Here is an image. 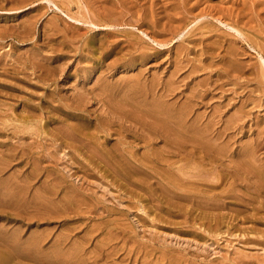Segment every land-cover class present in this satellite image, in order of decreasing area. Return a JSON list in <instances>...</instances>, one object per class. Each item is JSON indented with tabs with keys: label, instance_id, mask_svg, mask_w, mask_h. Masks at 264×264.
Wrapping results in <instances>:
<instances>
[{
	"label": "rangeland",
	"instance_id": "1",
	"mask_svg": "<svg viewBox=\"0 0 264 264\" xmlns=\"http://www.w3.org/2000/svg\"><path fill=\"white\" fill-rule=\"evenodd\" d=\"M242 1L246 2V4ZM263 4H264V0H0V56L2 55V57H0V59L2 60V61L0 60V67H1L0 69V78H1L0 79L1 82L0 83V132H1L0 134V264H190V263L191 264H264V209H263L264 192H262L261 194L260 191H257L258 189L256 190L255 187L251 185V183L246 181L244 177L245 176L244 173H242V170L240 172L239 171L240 167L236 166L238 163L237 161L239 160L241 161L243 160V163H245L247 167L251 165L250 163L252 159L244 156V152L251 150H254L256 152L259 149L258 152L260 153L256 152L257 157L259 161L260 160H262L261 162L264 161L263 159L264 158V154H263L264 153V145H263L264 143L263 140L264 139V72L263 70L264 69L263 68L264 67L262 66V62L264 63L263 61L264 5ZM231 5L235 8H232ZM248 6L249 9L247 8ZM222 9L224 13L222 12ZM169 19L171 20L169 21ZM231 25L232 26L235 25L234 26L235 28L232 27ZM25 27H27V29ZM14 34H16V36ZM132 42L135 43L132 44ZM113 44L115 48L113 47ZM258 44L260 45L261 49L258 46ZM179 46L182 48L184 47L183 48L184 50L182 49L180 50V48H178ZM213 49L216 51V53ZM230 49H232L233 52H235L236 50L235 57H233L234 59L228 58L226 54L227 51L225 50H230ZM127 51H129V55ZM144 51L146 53H144ZM204 51L208 52V54L206 52L204 53ZM221 54L222 56L220 57ZM218 55L220 58L217 57ZM117 57L119 58L121 57V58L119 59ZM124 57L127 59H125ZM132 57L135 60H133ZM237 57L238 59L241 60H238V62L236 63ZM7 58L9 61L7 60ZM33 58H36L38 60H35ZM116 58L119 63L118 65H117V61L114 60ZM223 59L225 61H223ZM16 60H19L20 62ZM120 60L121 62H119ZM10 61L11 63H9ZM40 61H42V63ZM112 61L113 63L115 61V63L113 64ZM129 61L131 65L129 64ZM218 62H220L222 65ZM15 63L17 65H15ZM232 63L239 64L241 69L233 68L231 66L233 65ZM21 64H23V66H21ZM103 64L105 65L103 66ZM112 65H114L115 67ZM192 65L195 66L192 67ZM216 65L219 67H217ZM244 65L246 66L244 67ZM250 65L253 68H251ZM106 66H108L107 67L108 69L106 68ZM205 66L208 68H205ZM223 67L225 68L229 67L230 70H227L228 73L224 70L225 68ZM246 67L248 68L242 70V68H246ZM16 70L19 71L20 73L17 72ZM220 71H222V73ZM237 71L238 72L240 71L239 74L237 73ZM242 71L243 72L245 71L244 74L242 73ZM31 72L32 73L34 72V74H32ZM37 72L39 73V75ZM26 73L28 75H26ZM35 73H37L36 76ZM235 73L239 78L236 75H234ZM14 74L17 77H14ZM24 75H26V77ZM40 75L42 78L39 77ZM12 76L14 77V79L11 78ZM39 78L41 81L39 80ZM130 78H132L134 82L136 81L135 82L136 87L134 82H132ZM123 79L125 81L124 83L125 85L121 84L124 82ZM42 81L44 82L46 81V82L44 83ZM146 81H147V85H145ZM176 81L178 83L176 87H174ZM104 82H106V85L109 86V89L110 86L112 85L111 86L112 92L111 90L108 89V86L105 85L104 87L105 84ZM109 82H111L112 84L109 85ZM153 82L156 83V85L158 84L159 85L155 86ZM170 82H172L173 85ZM116 83L117 85L121 84V86L119 85L117 87ZM150 83H152L154 87V88L152 87L153 89L150 88L152 86ZM142 84L144 85L145 90H143ZM141 85L142 88H140ZM168 85L174 87V89L172 88V92L174 93L169 91V88L171 87L169 86L168 88ZM137 86H139L138 89ZM77 87H79L80 90ZM119 87L122 89H120ZM83 88H85L86 90L88 89V91L85 90L87 94L85 93ZM155 88L158 90H156ZM161 88L163 89L161 90ZM177 88H179L180 90H178ZM114 89L115 92L117 90L118 91L115 93L113 92ZM159 89L161 91H159ZM196 89L199 90L200 92L199 91L197 92ZM9 90L13 92L11 93ZM93 90L94 92L96 91L97 93L100 92L99 94H101V96H96L97 94L96 92L94 93ZM148 90L149 91L151 90L153 92L152 93L150 91L151 95L153 96L156 95L154 96L156 97V100L153 96L149 95L150 92H148ZM166 90H168L169 92ZM176 90H178L179 92L178 91L176 92ZM193 90L196 92H194ZM126 91L128 94H126ZM81 92L83 93V96L78 95L80 98L79 99L77 98L76 94L77 93L81 94ZM122 92L124 93V95L121 94ZM165 92L168 93L165 94ZM109 93L112 96L109 95ZM171 93L172 95H169ZM195 93L197 94L200 93L199 97L202 99L204 97V99L203 100L200 99L199 97H197L198 96L197 94L195 95ZM16 94L18 96H16ZM104 94L111 97L110 98L108 96L105 97ZM190 94L195 96L194 97L195 99ZM212 94L215 98L212 96ZM144 95H146L147 98ZM167 95L171 100L168 98ZM73 96L74 98H72ZM116 96H118L117 98L119 101L117 100ZM138 96L139 98H137ZM84 97L87 100L83 101L82 103ZM87 97L89 99L94 97L96 100L100 101V103L94 100V98L89 100ZM143 97L145 98L143 99ZM141 98L143 101L141 100ZM157 98L159 100H157ZM152 99L153 102L155 101L154 103L153 102L151 103ZM206 99L210 100L208 104H207L208 100L206 101ZM255 99L256 101H254ZM86 101L87 102L90 101L88 102L89 104L91 103L90 106L88 105V103L86 104ZM93 101L94 102L96 101L95 104ZM158 101H161V104L163 105L159 103H158L159 105L155 104ZM177 101L179 104L176 103ZM144 102H146V104H144ZM124 103H129L128 104L129 106L130 104H134L133 105L134 108L133 107L130 108L132 105L128 107L126 106L127 104ZM29 104L31 105V107ZM101 104L104 105L101 106ZM153 104L155 106L157 105V107H154ZM164 104L166 105L164 106ZM80 105H82L84 108ZM142 105H144L145 107ZM167 105L169 106V108ZM188 105L191 108L187 111L188 114L186 116V119L188 121L186 120L185 124L179 126L175 122L176 118L173 117L172 114H174L175 112H176L175 114H177L179 113V111L181 112L182 109L183 108L186 109ZM241 105L243 106V108ZM162 106L163 108L161 109ZM217 106H219V109ZM138 107L139 109H142V111H140ZM158 107L163 111L161 112V110H159ZM80 108H82V110ZM164 108H168L170 110ZM31 109L33 111H31ZM91 109L92 111H90ZM97 109H100L102 112ZM125 109L126 111L129 109L128 111L131 112L132 114L129 113L128 111L127 112L129 114L125 112ZM132 109H134L135 111L134 110L132 111ZM155 109L157 110V113ZM194 109L196 112H194ZM85 110H87V112H85ZM152 110L154 111L155 115L150 114L153 113ZM24 111L26 112L24 113ZM53 111L55 112L56 115L59 114L60 117H58L59 115L56 116L54 113H52ZM113 111H115L114 114ZM145 111L146 112L148 111L147 113L151 116H148V114ZM167 111L168 112L170 111V113H168ZM171 111H173L172 114ZM103 112L108 114L107 115L105 113L103 114ZM144 112H145V114H143L145 115L144 119L147 118V120L145 119V121L143 120V117H140V115H142V113ZM165 112L167 113L164 114ZM239 112L243 114L239 115L240 114ZM116 113L120 116V118H122L124 114H127L124 115L125 118L123 117L124 121L122 119L124 123L120 121V118L116 115ZM162 113L165 116L162 115ZM236 113L239 114L237 115ZM245 113H248L247 116L246 117L242 116V115H246ZM134 114H136L135 117ZM138 114L140 115L138 116ZM167 114L169 115L166 116ZM213 114L215 115V117ZM114 115H116L117 117ZM152 115H154L153 117H156L157 115V117L159 118V122L158 121L157 123L154 122L158 120L157 117L156 120L154 119V121H152L153 119H150ZM196 115L198 116L196 117ZM132 116L134 117V119ZM159 116L161 118L163 117L162 118L163 121L160 120ZM236 116L238 117L241 116L240 117L242 118L241 120H243L244 118L245 119L242 122ZM57 117L61 119L58 120ZM104 117H105V121L104 119H99ZM166 117H169V119H167ZM127 118L130 120L132 119V121L134 120L135 124L132 123ZM230 118H232V120L234 121L237 120V122H233ZM136 119H139L140 121L137 120L136 122ZM208 119L213 120V122L214 121L215 122L212 123V121ZM225 119L226 120L229 119V121H225ZM19 120L20 122H18ZM191 120L193 124L190 123ZM216 120H218V122ZM129 121L130 123H128ZM143 121L145 122L144 123L145 126L142 123ZM171 121H174L175 123ZM196 121L199 122V123L197 122L198 123L197 125H196ZM219 121H222L224 123L226 122L227 125L226 124L225 125L228 127H226L225 125L224 127H222L224 123L222 122L219 123ZM23 122L25 123L23 124ZM118 122L122 124V126H120ZM168 122L173 123V125H171V123ZM260 122H262L263 124H261ZM148 123L149 126L147 125ZM150 123H152V127L156 126L155 127L156 129L154 128L155 131L151 127ZM53 124L56 127H54ZM57 124L59 126H57ZM62 124H64L65 126H63ZM105 124H107L109 129ZM136 124L137 125L139 124L140 127L139 126L134 127L137 126ZM158 124H160L161 127H159L160 125ZM162 124L163 125L165 124L169 127L168 128L166 126L167 127L166 128L165 125H164L165 129L163 127L164 130L168 129L166 131H168L169 133L166 132L167 134L166 133L164 134L165 131L162 129L163 126ZM215 124L217 125L214 126ZM17 125L19 126L17 127ZM24 125L27 127L24 128L25 127ZM200 125L203 126L201 127ZM21 126L24 127L22 128ZM57 127L59 129L60 127L61 129L62 128L63 129L59 130ZM117 127L119 129H116ZM150 127L152 129H150ZM179 127L183 129H180ZM225 127L229 129L226 130ZM237 127L239 129L242 128L243 129L239 130ZM157 128L158 129L161 128V130L160 129L158 130ZM207 128L212 129V130L209 129L208 132L210 136L209 135L206 136V134L203 135L204 130ZM230 128L232 129V131L230 130ZM77 129H80L82 131H79ZM140 129L141 131H143V133L139 131ZM145 129L148 131V133L147 131H145ZM173 129L175 131H172ZM200 129L202 132H200ZM217 129L218 130L220 129L221 133ZM49 130L50 132L51 131L55 132V133L53 132L52 134L53 136L51 135L52 132L50 133ZM190 130L192 132H190ZM17 131L19 132V134L16 133ZM216 131L218 132L215 133ZM56 132L57 133L59 132L58 133L59 135ZM68 132L70 133V136ZM178 132H182V133H178ZM195 132L199 133L198 136ZM210 132H212L213 134ZM71 133H73L74 135ZM92 133L93 134L95 133L94 136H97L99 138L97 137L95 138L92 135ZM139 133L143 135H140ZM158 133L164 134V138L166 136L167 139L162 138L163 135ZM170 133L173 134L171 135ZM256 133L258 134V136L256 135ZM20 134L21 137L18 136ZM62 134L63 135L65 134L66 136L65 135L63 136ZM127 134L129 137H131V138L128 137V140L126 138ZM138 134L140 135V138H142L143 136L141 140L140 138H138L139 137ZM151 134H153L154 136H152ZM182 134L185 136H182ZM221 134H223L224 137H221L223 136ZM54 135H55V139H54ZM91 135L92 137H89ZM216 135H217L216 137L217 139L215 138ZM22 136L26 138L24 139ZM62 136L64 140L62 139ZM73 136L76 138H73ZM158 136L160 139L158 138ZM150 137L151 139H149ZM169 137H173V138L170 139ZM227 137H229V139ZM72 138L74 139V141H72L73 140ZM79 138H82L84 140V143H81V141L83 140L81 139L79 140ZM87 138L88 141L85 140ZM115 138L118 140H116ZM145 138L146 140H144ZM182 138H184V140L181 143L184 144L185 148L187 146L186 149L192 148L194 145L197 147L194 146L195 148L193 147L194 149L192 148V151L189 152L190 149L186 150L183 147V145L180 143V141H182ZM189 138L191 140H189ZM257 138L259 139L257 140ZM18 139H20V141ZM133 139L135 140V142L139 141L141 143L142 141V143L140 144L138 142L139 144L138 143L136 144L133 142L134 141ZM177 139L180 140L178 141ZM187 139L189 142H192V144L187 143ZM192 139H194V141L197 139L196 141L199 140L200 142L198 141L199 143L198 142L194 143ZM212 139L214 140L212 141ZM250 139L251 140L255 139L256 141L251 142ZM22 140L24 141L26 140L24 144L25 146L23 145L24 142ZM119 140H121V142ZM126 140L128 141L129 144L126 142ZM155 140L157 142H155ZM230 140L232 141L230 142ZM62 141L63 142L66 141V143L70 141L71 143L69 142V144H66V143H62ZM96 141H100V142L98 143ZM259 141L262 142L259 145H257ZM78 142L80 143V146L84 145L85 148L84 146L80 147ZM88 142L90 143V145ZM116 142L119 143V145ZM216 142L218 143L216 144ZM247 143L250 144V146ZM93 144L95 147L97 146L96 147L97 149L94 148ZM122 144H124V146ZM152 144H156L158 146L157 147L158 149H154L156 148V145L152 147ZM163 144H165L164 145L165 147H163ZM131 145L132 146L134 145L133 147L135 148L129 147ZM160 145L162 146V148H164V150H162ZM166 145L169 148H166L167 147ZM188 145L190 146L192 145V146L191 147L189 146L188 148ZM23 146L25 149L23 148ZM86 146L87 147L89 146L88 148L91 151L88 150ZM118 146H120L119 149ZM10 147L13 150H10L11 149ZM74 147H76V149ZM147 148L148 151L146 152ZM152 148L153 150H151ZM174 148H177L178 151L176 149L174 150ZM212 148L214 152L212 151ZM22 149L24 152L22 151ZM227 150L228 151L231 150L230 153L227 152ZM87 151L88 152L90 151L89 153L93 154L91 155V158L93 159L90 158V154ZM85 152H87L88 155H86ZM100 152L101 154L98 155V153ZM148 152L151 154H149ZM169 152L172 154H169ZM218 152H220L221 154ZM116 153H118V155ZM133 153L136 154L137 156L134 155ZM239 153L240 155H238ZM13 154H14L13 156L14 160L12 159ZM162 154L164 157L162 156ZM165 154H167V156L171 155L170 160L172 159L173 160L167 161L169 159H167ZM203 154L205 155V157H203ZM119 155L121 158L122 157L123 158L121 159ZM149 155H151L154 158L149 159L150 158ZM184 155L186 156V158ZM190 155H192L191 156L192 158L189 157ZM262 155L263 157L260 159ZM160 156H162V158H160ZM104 157L106 159L107 158L109 159L106 160ZM195 157H197L198 159ZM139 159L143 160L142 162L143 164L140 162ZM154 159L157 160L155 163L152 162L155 161ZM182 159H184L185 161ZM258 159L255 160V162L253 159L255 165H253L252 167L259 166V164L257 163H261V162H259ZM88 160L91 161L90 162L91 164L89 163ZM136 160H138V162ZM175 160L178 162H176ZM97 161L100 163H98ZM83 162L89 164L86 165ZM157 162L158 164H156ZM182 162L186 164L185 165L183 163L185 167L182 165ZM202 163H204V165ZM164 164L165 166L166 165L168 166L165 167ZM198 164L201 166H199ZM213 164L214 165L220 164L222 166L216 165V168H214L215 166ZM223 164L225 166H223ZM104 165H107L108 168L105 167ZM130 165H132L133 167L132 166L129 167ZM142 165H144L146 169ZM146 165L148 166L150 165L149 166L150 170ZM136 166L139 168H137ZM151 166L155 169V173L158 175L154 173V169ZM229 166L230 168L233 167L234 170L237 169V171L230 169ZM178 167L179 170H177ZM226 167L230 169V170L228 169L230 172L226 169ZM129 168H131L132 171ZM184 168L188 171V173L183 172V170H185ZM195 168L197 170H195ZM136 169L137 170L142 169V170L140 172L137 171ZM180 169L182 172L180 171ZM104 170L105 171L108 170L107 173L108 175ZM112 170L113 172L109 174V171L111 172ZM148 170L151 172H149ZM203 170H205V172H203ZM200 171L201 174H199ZM161 172L163 173L164 176L162 175ZM179 172H181L180 175ZM202 172L203 173L208 172V174L205 175V176L208 175V177H210V173L212 172L211 173L212 178L210 177L209 181L206 180L208 179V177L205 178ZM213 172H215L216 174ZM232 172L234 174H231ZM237 172L241 174L239 173L237 174ZM125 173L128 176L130 175L129 177L130 180L128 179V176L124 175ZM138 173L140 174L139 176ZM152 173L154 174L153 177L151 176ZM159 173H161V175ZM182 173H184L183 174L184 176L182 175ZM112 174H115V176ZM113 176L115 178H113ZM187 176L189 178H187ZM193 176L196 177L193 178ZM222 176H224L225 178L223 179ZM230 176L233 178V181L232 178H230ZM123 177L126 178L123 179ZM146 177L148 179L149 177H151V179H149V182ZM168 177L171 178L169 179ZM242 177L243 179H241ZM226 178H228L229 181ZM199 179L203 181L200 182ZM217 179L219 181H216ZM234 179L235 181L239 179L237 181L239 184H236ZM255 179L256 178H253V180ZM240 180L245 182L244 185L243 182H241ZM213 181L217 183H214ZM221 181L222 182L224 181L223 185ZM168 182L170 183L167 184ZM129 183L133 185H129ZM187 183L189 186H187ZM207 183L210 186L207 185ZM248 183H249L248 190H246L247 189L246 185ZM173 184L176 187L173 186ZM182 184L183 185L185 184L184 185L185 187ZM211 184L213 186H211ZM219 184L222 186H220ZM166 185L167 186L170 185V186L167 187ZM171 185L173 186V188ZM224 185L226 187H224ZM181 186L183 188H181ZM231 186L232 188H230ZM174 187L178 189H175ZM252 187L253 189H251ZM164 188L167 191L164 190V193L161 194ZM185 188H187V190ZM215 188H217V190ZM168 189L171 192L173 191L174 192L171 193ZM224 189L226 190L229 189V190L227 191V193H224L226 192V190ZM190 190L192 192L189 193L188 191ZM240 190L242 191L245 190L246 193L245 191L242 192ZM254 190L256 192H254ZM230 191L232 194L230 193ZM235 191L236 193H234ZM187 192L189 193L188 195ZM252 192L255 194H253ZM174 193L176 196L177 195L178 196L176 197ZM191 193L194 194L190 195ZM203 193H205L204 196ZM247 193H249L250 195ZM65 194L68 195L65 196ZM237 194L238 196L235 197V195ZM244 194L247 195L245 196ZM232 195H234V197ZM241 195H243L244 198L243 196L241 197ZM186 196L187 197L190 196L193 199L196 198L195 196H197V198L194 199L193 201L192 198L188 197L187 199ZM210 196L212 197L209 198ZM239 196L241 197L242 202L239 200L240 199ZM252 197H255L256 200L254 199L255 201H253ZM223 198L225 201L223 200ZM174 199L175 200L177 199L179 202H177V200L175 202ZM184 199L186 201L188 200L187 201L188 204L186 203V201H184ZM203 199L206 200L209 199V201ZM211 199L216 202L213 203ZM247 199L249 200V202L251 201V203H249ZM190 200L192 201L193 204L197 202L196 200H198V202L197 204L193 205ZM65 201L67 203L70 202L71 204L68 203L66 206ZM218 201L219 203H217ZM220 201L221 203L223 201L224 202L221 204ZM74 202L78 204H75ZM203 202L210 208L206 209V205ZM208 202L212 203L213 205L211 204L208 205L209 204ZM215 203H217L218 206L220 205L221 206L217 207ZM251 204L253 205L255 204L254 205L255 207L254 206L253 207L254 209L256 208L255 209L256 211H254ZM177 205H179L180 208ZM257 205L258 207L261 206L260 208L262 209H259ZM78 207L80 208L78 209ZM222 207L224 208L222 209ZM50 208L52 211H49ZM165 208H167L168 210ZM212 208H214L215 212L212 211ZM216 208L217 209L220 208V210H217ZM69 209L71 210V212L69 211ZM46 210L47 213H45ZM72 210L74 212H72ZM206 210H209L210 213L208 211L206 212ZM185 211L187 212V214ZM231 211L233 213L234 211L235 213L239 212L241 216L239 217L238 216L239 214L238 215L235 213L233 214L231 213ZM203 213L204 214L208 213V214L203 217L204 215ZM215 213L216 215H214ZM222 213L224 215H222ZM210 215L211 216L213 215V217L214 216L215 217L212 218ZM235 215H237V218ZM254 215H256V217ZM257 216H259V218H257ZM216 217H218L217 220H215ZM229 217L230 218L232 217L233 219L231 220ZM244 217L246 219H244ZM250 217L252 218V220L250 219ZM228 223H230L232 226H230V224ZM235 223L237 226L235 225ZM219 225L221 226L218 227ZM262 240L263 242L261 243ZM258 242H260L259 245L257 244ZM106 244L107 247L105 248Z\"/></svg>",
	"mask_w": 264,
	"mask_h": 264
},
{
	"label": "bare ground",
	"instance_id": "2",
	"mask_svg": "<svg viewBox=\"0 0 264 264\" xmlns=\"http://www.w3.org/2000/svg\"><path fill=\"white\" fill-rule=\"evenodd\" d=\"M162 2H163V1H162ZM171 2H172V1H171ZM242 2H244V1H242ZM153 3H154V2H153ZM160 3H161V2H160ZM244 3L246 4V2H244ZM256 3H257V2H256ZM155 4H156V3H155ZM164 4H165V3H164ZM117 5H118V4H117ZM226 5H227V4H226ZM263 5H264V4H263ZM160 6H161V5H160ZM163 6H164V5H163ZM220 6H222V5H220ZM228 6H229V5H228ZM231 6H232V5H231ZM102 7H103V6H102ZM102 7H101V8H102ZM154 7H155V6H154ZM229 7H230V6H229ZM218 8H219V7H218ZM232 8H235V7L232 6ZM247 8L249 9V6H248ZM257 8H258V6H257ZM257 8H256V9H257ZM145 9H146V8H145ZM150 9H151V8H150ZM206 9H207V8H206ZM210 9H211V8H210ZM226 9H227V8H226ZM248 9H247V10H248ZM259 9H260V8H259ZM261 9H262V7H261ZM261 9H260V10H261ZM263 9H264V7H263ZM143 10H144V9H143ZM157 10H158V9H157ZM217 10H218V9H217ZM228 10H229V9H228ZM132 11H133V10H132ZM218 11H219V10H218ZM218 11H217V12H218ZM241 11H242V10H241ZM249 11H250V10H249ZM145 12H147V11H145ZM208 12H209V11H208ZM210 12H211V11H210ZM214 12H215V11H214ZM222 12H223V9H222ZM227 12H228V11H227ZM149 13H150V11H149ZM165 13H166V12H165ZM176 13H177V12H176ZM223 13H224V12H223ZM231 13H232V12H231ZM244 13H245V10H244ZM246 13H248V12H246ZM154 14H155V13H154ZM158 14H159V13H158ZM215 14H216V13H215ZM217 14H218V13H217ZM221 14H222V13H221ZM235 14H236V13H235ZM240 14H241V13H240ZM260 14H261V13H260ZM149 15H150V14H149ZM177 15H178V14H177ZM157 16H158V15H157ZM224 16H225V15H224ZM226 16H227V15H226ZM244 16H245V15H244ZM249 16H250V15H249ZM262 16H263V15H262ZM260 17H261V16H260ZM220 18H221V17H220ZM235 18H236V17H235ZM240 18H241V17H240ZM246 18H247V17H246ZM242 19H243V18H242ZM138 20H139V19H138ZM153 20H154V19H153ZM170 20H171V19H169V21H170ZM235 20H236V19H235ZM239 20H240V19H239ZM247 20H248V19H247ZM251 20H252V19H251ZM262 20H263V19H262ZM163 21H164V20H163ZM166 21H168V20H166ZM245 21H246V20H245ZM83 22H84V20H83ZM171 22H173V21H171ZM171 22H170V23H171ZM241 22H242V20H241ZM89 23H90V22H89ZM252 23H253V22H252ZM249 24H250V23H249ZM247 25H248V24H247ZM260 25H263V24H260ZM27 26H28V25H27ZM55 26H56V25H55ZM163 26H164V25H163ZM168 26H170V25H168ZM172 26H173V25H172ZM172 26H171V27H172ZM174 26H175V25H174ZM231 26H232V25H231ZM234 26H235V25H233L232 27H234ZM249 26H250V25H249ZM252 26H253V25H252ZM152 27H153V26H152ZM25 28L27 29V27H25ZM168 28H169V27H168ZM234 28H235V27H234ZM238 28H239V27H238ZM171 29H172V28H171ZM175 29H176V28H175ZM175 29H174V30H175ZM232 29H233V28H232ZM169 30H170V29H169ZM237 30H238V29H237ZM241 30H242V29H241ZM26 31H27V30H26ZM147 31H148V30H147ZM13 33H14V32H13ZM239 33H240V32H239ZM10 34H11V33H10ZM14 35L16 36V34H14ZM17 35H18V34H17ZM243 35H244V34H243ZM178 36H179V35H178ZM169 37H170V36H169ZM47 39H48V38H47ZM161 39H162V38H161ZM113 43H114V42H113ZM129 43H130V42H129ZM134 43H135V42H134ZM134 43L132 42V44H134ZM116 44H117V43H116ZM159 44H160V43H159ZM220 44H221V43H220ZM255 44H256V43H255ZM130 45H131V44H130ZM165 45H166V44H165ZM104 46H106V45H104ZM123 46H124V45H123ZM219 46H221V45H219ZM258 46L260 47L259 44H258ZM113 47H114V44H113ZM185 47H186V45H185ZM114 48H115V47H114ZM118 48H119V47H118ZM131 48H132V47H131ZM131 48H130V49H131ZM178 48H180V50H181V49L184 50V49H183L184 47L182 48V47L179 46ZM228 48H229V47H228ZM111 49H112V48H111ZM126 49H127V47H126ZM207 49H209V48H207ZM260 49H261V47H260ZM40 50H41V49H40ZM109 50H110V49H109ZM135 50H136V49H135ZM137 50H138V49H137ZM204 50H205V49H204ZM213 50H214V49H213ZM124 51H125V50H124ZM186 51H187V50H186ZM211 51H212V50H211ZM211 51H210V52H211ZM214 51H215V50H214ZM225 51H227L226 54H227L228 58H231V59H232L233 57H235V52H236V50H235V52H233L232 49H230V50H225ZM225 51H224V52H225ZM115 52H117V51H115ZM122 52H123V50H122ZM127 52H128V55H129V51H127ZM137 52H138V51H137ZM178 52H179V51H178ZM205 52H206V51H204V53H205ZM212 52H213V51H212ZM259 52H260V51H259ZM124 53H125V52H124ZM124 53H123V54H124ZM134 53H135V52H134ZM134 53H133V54H134ZM141 53H143V52H141ZM144 53H146V52L144 51ZM181 53H183V52H181ZM206 53L208 54V52H206ZM215 53H216V51H215ZM237 53H238V51H237ZM178 54H179V53H178ZM4 55H5V54H4ZM130 55H131V54H130ZM144 55H145V54H144ZM146 55H147V54H146ZM215 55H216V54H215ZM237 55H238V54H237ZM237 55H236V56H237ZM239 55H240V54H239ZM32 56H33V55H32ZM134 56H135V55H134ZM181 56H182V55H181ZM207 56H209V55H207ZM221 56H222V54L220 55V57H221ZM227 56H226V58H227ZM262 56H263V55H262ZM0 57H2V55H1ZM34 57H35V56H34ZM141 57H143V56H141ZM178 57H179V56H178ZM217 57H219V55H218ZM220 57H219V58H220ZM5 58H6V56H5ZM117 58H119V57H117ZM117 58L114 59V60L117 61V65H118L119 63H118ZM120 58H121V57H120ZM120 58H119V59H120ZM124 58H125V57H124ZM179 58H180V57H179ZM183 58H184V57H183ZM223 58H224V57H223ZM33 59L38 60V59H36V58H33ZM40 59H41V58H40ZM125 59H127V58H125ZM132 59L135 60L133 57H132ZM140 59H141V58H140ZM140 59H139V60H140ZM191 59H192V58H191ZM233 59H234V58H233ZM0 60H1V59H0ZM7 60H8V58H7ZM25 60H26V59H25ZM67 60H68V59H67ZM121 60H122V59H121ZM121 60H120L119 62H121ZM129 60H130V57H129ZM221 60H222V59H221ZM227 60H228V59H227ZM235 60H236V58H235ZM238 60H241V59H238V57H237V61H236V63L238 62ZM1 61H2V60H1ZM3 61H5V60H3ZM8 61H9V60H8ZM12 61H13V60H12ZM14 61H15V59H14ZM16 61L20 62L19 60H16ZM217 61H219V60H217ZM223 61H225V60L223 59ZM228 61H229V60H228ZM230 61H231V60H230ZM263 61H264V59H263ZM6 62H7V61H6ZM37 62H38V61H37ZM40 62L42 63V61H40ZM132 62H133V61H132ZM9 63H11V61H10ZM22 63H23V62H22ZM43 63H44V62H43ZM108 63H109V62H108ZM112 63H113V61H112ZM112 63H110V64H112ZM114 63H115V61H114ZM114 63H113V64H114ZM126 63H127V62H126ZM204 63H205V62H204ZM218 63H220V62H218ZM236 63H232L233 65H231V66H232L233 68L239 69L240 66H239V64H236ZM239 63H240V61H239ZM241 63H242V62H241ZM12 64H13V63H12ZM129 64L131 65L130 61H129ZM195 64H196V63H195ZM220 64H221V63H220ZM245 64H246V63H245ZM263 64H264V63L262 62V66L264 67ZM15 65H17V64L15 63ZM46 65H47V64H46ZM62 65H63V64H62ZM99 65H100V64H99ZM104 65H105V64H103V66H104ZM107 65H108V64H107ZM221 65H222V64H221ZM246 65H247V64H246ZM246 65H244V67H245ZM248 65H249V64H248ZM11 66H12V65H11ZM21 66H23V64H21ZM24 66H25V65H24ZM27 66H28V65H27ZM30 66H31V65H30ZM33 66H34V65H33ZM112 66H114V65H112ZM194 66H195V65H194ZM194 66L192 65V67H194ZM213 66H214V65H213ZM216 66H217V65H216ZM216 66H215V67H216ZM227 66H228V65H227ZM250 66H251V65H250ZM18 67H19V66H18ZM50 67H51V66H50ZM107 67H108V66H106V68H107ZM114 67H115V66H114ZM217 67H219V66H217ZM232 67H231V68H232ZM248 67H249V66H248ZM248 67H246V68H242V70H243V69H247ZM16 68H17V67H16ZM19 68H20V67H19ZM30 68H31V67H30ZM48 68H49V67H48ZM65 68H66V67H65ZM101 68H102V67H101ZM177 68H178V67H177ZM205 68H208V67L205 66ZM223 68H225V67H223ZM251 68H253V67L251 66ZM0 69H1V67H0ZM4 69H5V68H4ZM20 69H21V68H20ZM42 69H44V68H42ZM50 69H51V68H50ZM62 69H64V68H62ZM107 69H108V68H107ZM111 69H112V68H111ZM111 69H109V70H111ZM113 69H114V68H113ZM179 69H180V68H179ZM195 69H196V67H195ZM198 69H199V67H198ZM214 69H215V68H214ZM218 69H219V68H218ZM240 69H241V68H240ZM263 69H264V68H263ZM7 70H8V69H7ZM11 70H12V69H11ZM22 70H23V69H22ZM34 70H35V69H34ZM38 70H39V69H38ZM82 70H83V69H82ZM190 70H191V68H190ZM206 70H207V69H206ZM219 70H220V69H219ZM224 70L227 72V70H230V69H229V67H227V68H225ZM233 70H234V69H233ZM250 70H252V69H250ZM256 70H257V69H256ZM8 71H9V70H8ZM8 71H7V72H8ZM16 71H17V70H16ZM39 71H40V70H39ZM39 71H38V72H39ZM208 71H209V70H208ZM217 71H218V70H217ZM225 71H224V72H225ZM253 71H254V70H253ZM17 72H19V71H17ZM25 72H26V69H25ZM27 72H28V71H27ZM34 72H35V71H34ZM34 72H33V73L31 72V73L34 74ZM38 72H37V73H38ZM47 72H48V71H47ZM220 72L222 73V71H220ZM230 72H231V71H230ZM239 72H240V71H239ZM239 72L237 71L238 74H239ZM244 72H245V71H244ZM244 72L242 71L243 74H244ZM263 72H264V70H263ZM1 73H2V72H1ZM19 73H20V72H19ZM19 73H16V74H19ZM23 73H24V71H23ZM37 73H35V76H36ZM40 73H41V72H40ZM42 73H43V72H42ZM45 73H46V72H45ZM50 73H51V70H50ZM191 73H192V72H191ZM193 73H195V72H193ZM227 73H228V72H227ZM2 74H3V73H2ZM2 74H1V75H2ZM47 74H48V73H47ZM225 74H226V73H225ZM231 74H232V73H231ZM231 74H230V75H231ZM11 75H13V74H11ZM26 75H28V74L26 73ZM26 75H24V76L26 77ZM38 75H39V73H38ZM38 75H37V76H38ZM44 75H45V74H44ZM48 75H49V74H48ZM48 75H47V76H48ZM226 75H227V74H226ZM234 75H236V73H235ZM234 75H233V76H234ZM5 76H6V75H5ZM20 76H21V75H20ZM45 76H46V75H45ZM51 76H52V75H51ZM227 76H228V75H227ZM231 76H232V75H231ZM231 76H230V77H231ZM236 76H237V75H236ZM14 77H17V76H15V74H14ZM14 77L12 76L11 78L14 79ZM22 77H23V76H22ZM39 77H41V75H40ZM225 77H226V76H225ZM237 77H238V76H237ZM37 78H38V77H37ZM41 78H42V77H41ZM45 78H46V77H45ZM48 78H49V77H48ZM170 78H171V77H170ZM238 78H239V77H238ZM0 79H1V78H0ZM17 79H18V78H17ZM20 79H21V78H20ZM20 79H19V80H20ZM50 79H51V78H50ZM175 79H176V78H175ZM179 79H180V78H179ZM229 79H230V78H229ZM4 80H5V79H4ZM7 80H8V79H7ZM7 80H6V81H7ZM19 80H18V81H19ZM39 80H40V78H39ZM39 80H38V81H39ZM42 80H43V79H42ZM47 80H49V79H47ZM121 80H122V79H121ZM121 80H120V81H121ZM130 80H132V78H130ZM134 80H136V79H134ZM139 80H140V79H139ZM139 80H138V81H139ZM177 80H178V79H177ZM234 80H235V79H234ZM40 81H41V80H40ZM123 81H124V79H123ZM127 81H128V80H127ZM154 81H155V80H154ZM163 81H164V80H163ZM237 81H238V80H237ZM3 82H4V81H3ZM8 82H9V81H8ZM11 82H12V81H11ZM42 82H44V81H42ZM45 82H46V81H45ZM45 82H44V83H45ZM47 82H48V81H47ZM117 82H118V81H117ZM132 82H134V81L132 80ZM135 82H136V81H135ZM135 82H134V84H135ZM148 82H149V81H148ZM155 82H156V81H155ZM174 82H175V81H174ZM174 82H173V83H174ZM223 82H224V81H223ZM223 82H222V83H223ZM0 83H1V82H0ZM9 83H10V82H9ZM104 83H105V84H104V87H105L106 82H104ZM118 83H119V82H118ZM124 83H125V81H124L123 83H121V84H124ZM129 83H131V82H129ZM138 83H139V82H138ZM140 83H141V82H140ZM156 83H157V82H156ZM156 83L153 82V84H155V86H158L159 84L156 85ZM170 83L172 84V82H170ZM177 83H178L177 81H176V84L174 83V84H175L174 87H176ZM228 83H229V82H228ZM239 83H240V82H239ZM10 84H11V83H10ZM14 84H15V83H14ZM107 84H108V83H107ZM110 84H112V83L109 82V85H110ZM121 84H119V85L121 86ZM150 84L152 85V83H150ZM150 84H149V85H150ZM160 84H161V83H160ZM162 84H164V83H162ZM167 84H169V83H167ZM116 85H117V83H116ZM119 85H117V87H118ZM124 85H125V84H124ZM124 85H122V86H124ZM130 85H132V84H130ZM142 85H143V84H142ZM142 85L140 86V88H142ZM145 85H147V81L145 82ZM149 85H148V86H149ZM165 85H166V84H165ZM172 85H173V84H172ZM241 85H242V84H241ZM241 85H240V86H241ZM10 86H11V85H10ZM17 86H18V85H17ZM100 86H101V85H100ZM106 86H108V85H106ZM111 86H112V85H111ZM111 86H110V89H109V86H108V89H109V90H111ZM160 86H161V85H160ZM163 86H164V85H163ZM169 86H170V85H168V88H169ZM219 86H220V84H219ZM221 86H222V84H221ZM2 87H3V86H2ZM89 87H90V86H89ZM131 87H132V86H131ZM135 87H136V84H135ZM145 87H146V86H145ZM149 87H150V86H149ZM149 87H147V88H149ZM152 87H153V85H152L150 88H152ZM170 87H171V86H170ZM174 87L172 86L171 88H169V91L172 92V88L174 89ZM177 87H180V86H177ZM194 87H195V85H194ZM194 87H193V88H194ZM3 88H4V87H3ZM15 88H16V87H15ZM77 88H79V87H77ZM86 88H88V87H86ZM95 88H96V87H95ZM101 88H102V87H101ZM106 88H107V87H106ZM119 88H120V87H119ZM125 88H126V86H125ZM138 88H139V86H137V89H138ZM153 88H154V87H153ZM153 88H152V89H153ZM159 88H160V87H159ZM165 88H166V87H165ZM203 88H204V87H203ZM205 88H206V87H205ZM208 88H209V87H208ZM8 89H9V88H8ZM83 89H84V91L86 90L85 88H83ZM112 89H113V88H112ZM120 89H122V88H120ZM155 89H156V88H155ZM162 89H163V88H161V90H162ZM175 89H176V88H175ZM177 89L180 90L179 88H177ZM191 89H192V88H191ZM242 89H243V88H242ZM18 90H19V89H18ZM79 90H80V88H79ZM81 90H82V88H81ZM98 90H99V89H98ZM102 90H103V89H102ZM126 90H127V89H126ZM132 90H133V89H132ZM135 90H136V89H135ZM143 90H145L144 85H143ZM143 90H142V91H143ZM156 90H158V89H156ZM161 90L159 89V91H161ZM178 90H176V92H177ZM204 90H207V89H204ZM211 90H212V89H211ZM246 90H247V89H246ZM9 91H10V90H9ZM9 91H7V92H9ZM86 91H88V89H87ZM86 91H85V93H86ZM117 91H118V90H117ZM117 91H116V92H117ZM133 91H134V90H133ZM133 91H132V92H133ZM142 91H141V92H142ZM146 91H147V89H146ZM150 91H151V90H150ZM150 91L148 90V92H150ZM154 91H155V90H154ZM159 91H158V92H159ZM166 91H168V90H166ZM169 91H168V92H169ZM173 91H174V90H173ZM193 91H194V90H193ZM193 91H192V92H193ZM196 91L198 92L199 90L196 89ZM196 91H194V92H196ZM233 91H234V90H233ZM233 91H232V92H233ZM10 92H11V91H10ZM12 92H13V91H12ZM12 92H11V93H12ZM74 92H76V91H74ZM89 92H90V91H89ZM89 92H88V93H89ZM93 92H94V90H93ZM95 92H96V91H95ZM95 92H94V93H95ZM102 92H103V91H102ZM111 92H112V90H111ZM113 92H115V89H114ZM116 92H115V93H116ZM119 92H120V91H119ZM123 92H124V91H123ZM123 92H122L121 94L124 95ZM129 92H130V91H129ZM134 92H135V91H134ZM136 92H137V91H136ZM143 92H144V91H143ZM151 92H152V91H151ZM151 92H150L149 95H150V96H153V95H151ZM168 92H167V93H168ZM178 92H179V91H178ZM194 92H193V93H194ZM199 92H200V91H199ZM201 92H204V91H201ZM78 93H79V92H78ZM78 93L76 94V95H77V98H79L78 95H82V96H83V93H82V92H81V94H78ZM85 93H84V95H85ZM91 93H92V92H91ZM94 93H93V94H94ZM99 93H100V92H99ZM99 93L96 92V94H97L96 96H101V94H99ZM138 93H139V91H138ZM138 93H137V94H138ZM145 93H146V92H145ZM152 93H153V92H152ZM167 93L165 92V94H167ZM172 93H174V92H172ZM172 93L169 94V95H172ZM183 93H184V92H183ZM233 93H234V92H233ZM6 94H7V93H6ZM9 94H10V93H9ZM86 94H87V93H86ZM98 94H99V95H98ZM113 94H114V93H113ZM126 94H128L127 91H126ZM131 94H132V93H131ZM131 94H130V95H131ZM133 94H135V93H133ZM163 94H164V93H163ZM165 94H164V95H165ZM178 94H179V93H178ZM178 94H177V95H178ZM181 94H182V93H181ZM196 94H197V93H195V95H196ZM207 94H208V92H207ZM213 94H214V93H213ZM213 94H212V96H213ZM7 95H8V94H7ZM104 95H105V94H104ZM109 95H111V94L109 93ZM114 95H115V94H114ZM118 95H119V94H118ZM149 95H148V96H149ZM160 95H161V94H160ZM173 95H174V94H173ZM175 95H176V93H175ZM190 95H192V94H190ZM190 95H189V96H190ZM197 95H198L197 97H199L200 93H198ZM236 95H237V94H236ZM16 96H18V95L16 94ZM90 96H91V94H90ZM93 96H95V95H93ZM102 96H103V95H102ZM106 96H108V95H105V97H106ZM111 96H112V95H111ZM111 96H108V97L110 98ZM121 96H122V95H121ZM121 96H120V97H121ZM128 96H129V95H128ZM144 96L147 98L146 95H144ZM154 96H156V95H154ZM154 96H153V97H154ZM158 96H159V95H158ZM161 96H162V95H161ZM167 96H168V95H167ZM192 96H193V95H192ZM192 96H191V97H192ZM220 96H222V95H220ZM9 97H10V96H9ZM80 97H81V96H80ZM108 97H107V98H108ZM117 97H118V96H116V98H117ZM122 97H123V96H122ZM126 97H127V96H126ZM140 97H142V96H140ZM145 97H143V99H144ZM163 97H164V96H163ZM176 97H177V96H176ZM194 97H195V96H193V98H194ZM197 97H196V98H197ZM201 97H202V96H201ZM213 97H214V96H213ZM213 97H212V99H213ZM72 98H74V96H73ZM87 98H88V97H87ZM93 98H94V97H92V98H90V99H93ZM107 98H106V99H107ZM116 98H115V99H116ZM129 98H130V97H129ZM137 98H139V96H138ZM137 98H136V99H137ZM154 98H155V100H156V97H154ZM154 98H153V99H154ZM164 98H165V97H164ZM166 98H167V97H166ZM168 98H169V96H168ZM199 98H200V97H199ZM206 98H207V96H206ZM214 98H215V97H214ZM230 98H231V97H230ZM79 99H80V98H79ZM79 99H76V100H79ZM88 99H89V98H88ZM90 99H89V100H90ZM132 99H133V98H132ZM132 99H130V100H132ZM134 99H135V98H134ZM148 99H149V98H148ZM150 99H151V98H150ZM153 99H152L151 103L153 102ZM160 99H162V98H160ZM169 99H170V98H169ZM173 99H174V98H173ZM185 99H186V98H185ZM190 99H191V98H190ZM194 99H195V98H194ZM197 99H198V98H197ZM200 99H202V98H200ZM203 99H204V97H203ZM203 99H202V100H203ZM209 99H210V98H209ZM221 99H222V98H221ZM259 99H260V98H259ZM85 100H87V99L84 97V100H82V103H83V101H85ZM94 100H96V99L94 98ZM109 100H110V99H109ZM109 100H108V101H109ZM117 100H118V98H117ZM121 100H122V99H121ZM127 100H128V98H127ZM141 100H142V98H141ZM157 100H159V99L157 98ZM164 100H167V99H164ZM170 100H171V99H170ZM170 100H169V101H170ZM177 100H178V99H177ZM187 100H188V99H187ZM207 100H208V99H206V101H207ZM210 100H211V99H210ZM210 100L207 101V104H208V102H209ZM233 100H234V99H233ZM250 100H251V99H250ZM250 100H249V101H250ZM260 100H261V99H260ZM51 101H52V100H51ZM96 101H98V100H96ZM96 101H95V102H96ZM102 101H103V99H102ZM112 101H113V100H112ZM114 101H116V100H114ZM118 101H119V100H118ZM142 101H143V100H142ZM148 101H149V100H148ZM161 101H162V100H161ZM161 101H158V102L155 103V104L159 105V104H161ZM175 101H176V100H175ZM204 101H205V100H204ZM254 101H256V99H255ZM52 102H53V101H52ZM88 102H90V101H88ZM88 102L86 101V104H87ZM93 102H94V101H93ZM95 102H94V104H95ZM98 102L100 103V101H98ZM98 102H97V103H98ZM121 102H122V101H121ZM124 102H125V101H124ZM126 102H127V101H126ZM139 102H140V100H139ZM146 102H147V101H146ZM146 102H144V104H146ZM149 102H150V101H149ZM154 102H155V101H154ZM154 102H153V103H154ZM162 102H163V101H162ZM166 102H168V101H166ZM170 102H171V101H170ZM170 102H169V104H170ZM193 102H194V100H193ZM193 102H192V104H193ZM200 102H202V101H200ZM215 102H216V101H215ZM257 102H258V101H257ZM106 103H107V102H106ZM109 103H111V102H109ZM117 103H118V102H117ZM158 103H159V104H158ZM176 103H178V101H177ZM230 103H231V102H230ZM230 103H229V104H230ZM259 103H260V102H259ZM71 104H74V103H71ZM77 104H78V103H77ZM80 104H81V103H80ZM84 104H85V103H84ZM90 104H91V103H90ZM90 104L88 103L89 106H90ZM115 104H116V103H115ZM124 104H127L126 106H128V107H130V106L132 105L130 108H132V107L134 108V106H133L134 104H130V106L128 105L129 103H124ZM136 104H137V103H136ZM140 104H141V103H140ZM167 104H168V103H167ZM169 104H168V105H169ZM178 104H179V103H178ZM180 104H181V103H180ZM183 104H184V103H183ZM183 104H182V105H183ZM196 104H197V102H196ZM196 104H195V106H196ZM242 104H243V102H242ZM257 104H258V103H257ZM29 105H30V104H29ZM29 105H28V107H29ZM44 105H45V104H44ZM51 105H52V104H51ZM92 105H93V104H92ZM99 105H100V104H99ZM102 105H104V104H101V106H102ZM108 105H109V104H108ZM113 105H114V104H113ZM137 105H138V104H137ZM150 105H151V104H150ZM153 105H154V104H153ZM157 105H156V106L154 105V107H157ZM161 105H163V104H161ZM165 105H166V104H164V106H165ZM168 105H167V106H168ZM200 105H201V103H200ZM219 105H220V104H219ZM41 106H42V105H41ZM45 106H46V105H45ZM69 106H71V105H69ZM72 106H73V105H72ZM77 106H78V105H77ZM77 106H74V107H77ZM80 106H82V105H80ZM84 106H85V105H84ZM96 106H98V105H96ZM115 106H116V105H115ZM117 106H118V105H117ZM142 106H144V105H142ZM174 106H175V105H174ZM180 106H181V105H180ZM195 106H193V107H195ZM197 106H198V105H197ZM228 106H229V105H228ZM241 106H242V105H241ZM26 107H27V106H26ZM30 107H31V105H30ZM47 107H48V106H47ZM47 107H46V108H47ZM52 107H53V106H52ZM52 107H51V108H52ZM65 107H66V106H65ZM82 107H83V106H82ZM103 107H104V106H103ZM105 107H107V106H105ZM110 107H111V104H110ZM118 107H119V106H118ZM135 107H136V106H135ZM144 107H145V106H144ZM198 107H199V106H198ZM217 107H218V109H219V106H217ZM239 107H240V106H239ZM69 108H72V107H69ZM78 108H79V107H78ZM83 108H84V107H83ZM86 108H88V107H86ZM96 108H97V107H96ZM99 108H100V107H99ZM101 108H102V107H101ZM126 108H127V107H126ZM136 108H137V107H136ZM140 108H141V106H140ZM148 108H149V107H148ZM162 108H163V106L161 107V109H162ZM168 108H169V106H168ZM168 108H164V109H168ZM215 108H216V107H215ZM242 108H243V106H242ZM242 108H241V109H242ZM253 108H254V107H253ZM40 109H42V108H40ZM80 109L82 110V108H80ZM104 109H106V108H104ZM111 109H112V108H111ZM116 109H117V108H116ZM138 109H139V107H138ZM138 109H137V110H138ZM158 109H159V107H158ZM161 109H159V110H161ZM177 109H178V108H177ZM179 109H180V108H179ZM189 109H191V108H190V106L188 105V106L186 107V109L183 108L182 111H181V112L179 111V113H177V114H175L176 112H175L174 114H172L173 111H171V114L173 115V117L176 118V121H175V119H174V121H175L179 126H181L182 124H185V123H186V120H187V119H186V116H187V114H188L187 111H188ZM196 109H197V107H196ZM223 109H224V108H223ZM28 110H29V108H28ZM38 110H39V109H38ZM55 110H56V109H55ZM64 110H66V109H64ZM67 110H69V109H67ZM81 110H80V111H81ZM97 110H100V109H97ZM108 110H110V109H108ZM121 110H122V109H121ZM128 110H129V109H128ZM128 110H127V111H128ZM133 110H134V109H132V111H133ZM139 110L142 111V109H139ZM148 110H149V109H148ZM155 110H156V109H155ZM168 110H170V109H168ZM180 110H181V109H180ZM221 110H222V109H221ZM221 110H220V113H221ZM246 110H247V109H246ZM31 111H33V110L31 109ZM31 111H30V112H31ZM42 111H43V110H42ZM48 111H49V110H48ZM48 111H47V112H48ZM56 111H57V110H56ZM74 111H75V110H74ZM90 111H92V109H91ZM100 111H101V110H100ZM100 111H99V112H100ZM106 111H107V110H106ZM115 111H116V110H115ZM115 111H113V114H114ZM127 111H126V109H125V112H127ZM130 111H131V110H130ZM134 111H135V110H134ZM140 111H139V112H140ZM143 111H144V110H143ZM162 111H163V110H161V112H162ZM177 111H178V110H177ZM216 111H217V110H216ZM224 111H225V110H224ZM25 112H26V111H24V113H25ZM44 112H45V111H44ZM47 112H46V113H47ZM72 112H73V111H72ZM85 112H87V110H85ZM85 112H84V113H85ZM95 112H96V111H95ZM101 112H102V111H101ZM111 112H112V111H111ZM111 112H110V113H111ZM117 112H118V111H117ZM120 112H121V111H120ZM128 112H129V111H128ZM128 112H127V113H128ZM136 112H137V111H136ZM139 112H138V113H139ZM145 112H146V111H145ZM145 112L142 113V115H140L141 113L138 114V116L140 115V117H143V120H144V121H145V119L147 120V118L144 119L145 115H143V114H145ZM147 112H148V111H147ZM147 112H146V113H147ZM152 112H153V113H150V112H149V113H150V114H154V111H153V110H152ZM167 112H168V111H167ZM167 112H165L164 114H166ZM192 112H193V111H192ZM194 112H196L195 109H194ZM22 113H23V112H22ZM35 113H36V112H35ZM40 113H41V112H40ZM52 113L55 114L54 111H53ZM58 113H59V112H58ZM75 113H77V112H75ZM81 113H82V112H81ZM89 113H90V112H89ZM93 113H94V110H93ZM104 113H105V112H103V114H104ZM122 113H123V112H122ZM129 113H131V112H129ZM129 113H128V114H129ZM133 113H135V112H133ZM156 113H157V110H156ZM168 113H170V111H169ZM210 113H211V111H210ZM214 113H215V112H214ZM218 113H219V112H218ZM222 113H223V112H222ZM239 113H240V112H239ZM239 113H238V114H239ZM36 114H37V113H36ZM47 114H48V113H47ZM105 114H106V113H105ZM107 114H108V113H107ZM107 114H106V115H107ZM111 114H112V113H111ZM120 114H121V113H120ZM131 114H132V113H131ZM136 114H137V113H136ZM136 114H134V117L136 116ZM147 114H148V113H147ZM164 114L162 113V115H164ZM206 114H207V113H206ZM206 114H205V115H206ZM215 114H216V113H215ZM236 114H237V113H236ZM238 114H237V115H238ZM241 114H243V113H240L239 115H241ZM245 114H246V115H242V116L246 117L248 113H245ZM32 115H33V114H32ZM34 115H35V114H34ZM37 115H38V114H37ZM55 115H56V114H55ZM58 115H59V114H58ZM58 115H56V116H58ZM72 115H73V114H72ZM95 115H96V114H95ZM116 115L120 118V116H119L117 113H116ZM116 115H114V116H116ZM124 115H127V114H124ZM124 115H123V117L125 118ZM154 115H155V114H154ZM154 115H152V117H150V119H153L152 121H154V119L156 120L157 115H156V117H153ZM168 115H169V114H167L166 116H168ZM193 115H194V113H193ZM213 115H214V114H213ZM219 115H222V114H219ZM249 115H250V114H249ZM249 115H248V117H249ZM40 116H41V115H40ZM49 116H51V115H49ZM56 116H54V117H56ZM63 116H64V115H63ZM63 116H62V117H63ZM100 116H101V115H100ZM117 116H116V117H117ZM129 116H131V115H129ZM138 116H137V118H138ZM148 116H151V115L148 114ZM148 116H146V117H148ZM164 116H165V115H164ZM197 116H198V115H196V117H197ZM250 116H251V115H250ZM58 117H60V115H59ZM58 117H57V118H58ZM92 117H93V116H92ZM108 117H109V116H108ZM116 117H115V118H116ZM121 117H122V116H121ZM123 117L120 118V121H122ZM127 117H128V116H127ZM132 117H133V116H132ZM134 117H133V119H134ZM159 117H160V116H159ZM200 117H201V114H200ZM214 117H215V115H214ZM214 117H213V118H214ZM219 117H220V116H219ZM219 117H218V118H219ZM236 117L239 118L240 120L242 119V118H240L241 116H240V117L236 116ZM32 118H33V117H32ZM34 118H35V116H34ZM64 118H65V117H64ZM110 118H111V117H110ZM115 118H114V119H115ZM128 118H129V117H128ZM128 118H127V119H128ZM130 118H131V117H130ZM162 118H163V117H162ZM162 118L160 117V120H162ZM166 118L169 119V117H166ZM209 118H210V117H209ZM218 118H217V119H218ZM221 118H222V117H221ZM17 119H18V118H17ZM60 119H61V118H60ZM60 119L58 118V120H60ZM66 119H67V118H66ZM83 119H84V118H83ZM99 119H104V121H105V117H104V118H99ZM157 119H158V120L154 121L155 123H157V121L159 122V118H158V117H157ZM164 119H165V118H164ZM191 119H192V118H191ZM193 119H194V118H193ZM196 119H199V118H196ZM223 119H224V117H223ZM230 119L232 120V118H230ZM244 119H245V118H244ZM244 119H243V120H244ZM20 120H21V119H20ZM20 120H19L18 122H20ZM49 120H50V119H49ZM56 120H57V119H56ZM110 120H111V119H110ZM110 120H109V121H110ZM128 120H130V119H128ZM137 120H139V119H136V122H137ZM194 120H195V119H194ZM194 120H193V122H194ZM204 120H205V119H204ZM208 120H210V119H208ZM214 120H215V119H214ZM243 120H241V121L243 122ZM27 121H28V119H27ZM30 121H31V120H30ZM62 121H63V120H62ZM76 121H77V120H76ZM101 121H102V120H101ZM112 121H113V120H112ZM120 121H119V122H120ZM123 121H124V119H123ZM123 121H122V122H123ZM125 121H127V120H125ZM130 121H131L132 123H134V120L132 121V119H131ZM130 121H129L128 123H130ZM139 121H140V120H139ZM141 121H142V119H141ZM144 121L142 122L143 124L145 123ZM150 121H151V120H150ZM162 121H163V120H162ZM174 121H171V122L175 123ZM187 121H188V120H187ZM198 121H199V120H198ZM198 121H196V125L199 123ZM210 121H212V123L215 122V121L213 122V120H210ZM216 121L218 122V120H216ZM223 121H224V120H223ZM225 121H229V119H228V120L225 119ZM232 121H233V122H237V120H236V121L232 120ZM241 121H240V122H241ZM68 122H69V121H68ZM74 122H75V121H74ZM80 122H82V121H80ZM84 122H85V121H84ZM110 122H111V121H110ZM116 122H117V121H116ZM119 122H118V123H119ZM148 122H149V120H148ZM154 122H153V123H154ZM171 122H168V123H171ZM197 122H198V123H197ZM203 122H204V121H203ZM203 122H202V123H203ZM220 122H222V121H219V123H220ZM238 122H239V121H238ZM246 122H248V121H246ZM21 123H22V122H21ZM24 123H25V122H23V124H24ZM27 123H28V122H27ZM47 123H48V122H47ZM50 123H51V122H50ZM55 123H56V122H55ZM90 123H91V122H90ZM98 123H99V122H98ZM105 123H106V122H105ZM123 123H124V122H123ZM164 123H165V122H164ZM173 123H171V125H173ZM190 123L193 124V123H192V120H191ZM222 123H224V122H222ZM260 123L263 124L262 122H260ZM15 124H16V123H15ZM60 124H61V123H60ZM69 124H70V123H69ZM69 124H68V125H69ZM102 124H103V123H102ZM108 124H109V123H108ZM114 124H115V123H114ZM134 124H135V123H134ZM134 124H132V125H134ZM140 124H141V123H140ZM150 124H151V127H152V123H150ZM165 124H166V123H165ZM165 124H164V125H165ZM191 124H190V125H191ZM225 124H226V122L223 124L222 127H224ZM230 124H233V123H230ZM261 124H260V125H261ZM53 125H54V124H53ZM62 125L65 126L64 124H62ZM66 125H67V123H66ZM72 125H73V123H72ZM78 125H79V124H78ZM81 125H82V124H81ZM86 125H87V124H86ZM98 125H99V124H98ZM105 125L107 126V124H105ZM119 125L122 126V124H120V123H119ZM129 125H130V124H129ZM136 125H137V124H136ZM141 125H142V124H141ZM147 125L149 126V123H148ZM153 125H154V124H153ZM158 125H160V124H158ZM158 125H157V126H158ZM162 125H163V124H162ZM164 125L162 126V129H163ZM207 125H208V123H207ZM216 125H217V124H215L214 126H216ZM226 125H227V124H226ZM226 125H225V126H226ZM241 125H242V124H241ZM18 126H19V125H17V127H18ZM24 126H25V125H24ZM24 126H23V127H24ZM57 126H59V125L57 124ZM63 126H61V127H63ZM75 126H76V124H75ZM123 126H124V125H123ZM127 126H128V125H127ZM130 126H131V125H130ZM138 126H139V124H138L137 126H134V127H138ZM144 126H145V124H144ZM154 126H155V125H154ZM166 126H167V125H165V127H166ZM183 126H184V125H183ZM192 126H193V125H192ZM200 126H201V125H200ZM200 126H199V127H200ZM202 126H203V125H202ZM202 126H201V127H202ZM218 126H219V124H218ZM218 126H217V127H218ZM220 126H221V125H220ZM232 126H234V125H232ZM237 126H238V125H237ZM257 126H258V125H257ZM21 127H22V126H21ZM23 127H22V128H23ZM26 127H27V126H25L24 128H26ZM54 127H56V126L54 125ZM61 127H60V129H61ZM66 127H67V126H66ZM70 127H71V126H70ZM86 127H87V126H86ZM86 127H85V128H86ZM88 127H89V126H88ZM102 127H104V126H102ZM107 127H108V126H107ZM118 127H119V126H118ZM118 127H117L116 129H119V128H120V127H119V128H118ZM131 127H132V126H131ZM139 127H140V126H139ZM141 127H142V126H141ZM146 127H147V126H146ZM151 127H150V129L153 128V130L155 131V129H156L155 127H156V126H155V127H152V128H151ZM159 127H161V125H160ZM165 127H164V129H165ZM167 127H168V126H167ZM167 127H166V128H167ZM172 127H174V126H172ZM172 127H171V128H172ZM176 127H177V126H176ZM194 127H195V125H194ZM211 127H212V126H211ZM226 127H228V126H226ZM226 127H225V128H226ZM258 127H259V126H258ZM3 128H4V127H3ZM19 128H20V127H19ZM28 128H31V127H28ZM40 128H41V127H40ZM57 128H58V127H57ZM154 128H155V129H154ZM168 128H169V127H168ZM177 128H178V127H177ZM179 128H180V127H179ZM187 128H188V127H187ZM213 128H214V127H213ZM237 128H238V127H237ZM41 129H42V128H41ZM54 129H55V128H54ZM58 129H59V128H58ZM60 129H59V130H60ZM62 129H63V128H62ZM62 129H61V130H62ZM68 129H69V128H68ZM72 129H73V126H72ZM83 129H84V128H83ZM104 129H105V128H104ZM108 129H109V127H108ZM116 129H115V130H116ZM124 129H125V128H124ZM143 129H144V127H143ZM157 129H158V128H157ZM159 129L161 130V128H159ZM159 129H158V130H159ZM164 129H163V130H164ZM180 129H183V128H180ZM184 129H185V128H184ZM191 129H192V127H191ZM193 129H195V128H193ZM209 129H211V128H209ZM209 129H208V128L205 129L203 135L206 134V136H208V135H209V134H208ZM227 129H229V128H226V130H227ZM238 129H239V128H238ZM242 129H243V128H242ZM242 129H239V130H242ZM15 130H17V129H15ZM25 130H26V129H25ZM46 130H47V129H46ZM50 130H51V129H50ZM50 130H49V132H50ZM52 130H53V128H52ZM55 130H56V129H55ZM77 130L82 131V130H80V129H77ZM99 130H100V129H99ZM99 130H98V131H99ZM126 130H127V128H126ZM158 130H157V131H158ZM166 130H168V129H166ZM166 130H164L165 132H164V131H162V132H164V134H165L166 132L169 133V132L166 131ZM177 130H178V129H177ZM202 130H203V129H202ZM211 130H212V129H211ZM211 130H210V131H211ZM217 130H218V129H217ZM230 130L232 131L231 128H230ZM230 130H229V131H230ZM18 131H19V129H18ZM18 131H17L16 133L19 134ZM42 131H44V130H42ZM57 131H58V130H57ZM75 131H76V130H75ZM84 131H85V130H84ZM102 131H103V128H102ZM105 131H106V130H105ZM134 131H135V130H134ZM139 131L143 133V131H141V129H140ZM145 131H147V130L145 129ZM149 131H150V130H149ZM154 131H153V132H154ZM172 131H175V130L173 129ZM179 131H180V130H179ZM194 131H195V130H194ZM218 131H220V129H219ZM218 131H216L215 133H217ZM231 131H230V132H231ZM45 132H47V131H45ZM51 132H52V131H51ZM51 132H50V133H51ZM53 132H54V131H53ZM53 132L51 133V135L53 134ZM60 132H61V131H60ZM63 132H65V131H63ZM63 132H62V133H63ZM66 132H67V131H66ZM69 132H70V131H69ZM69 132H68V133H69ZM71 132H72V131H71ZM73 132H74V131H73ZM108 132H109V131H108ZM114 132H115V131H114ZM116 132H117V131H116ZM125 132H126V131H125ZM125 132H124V133H125ZM128 132H130V131H128ZM131 132H132V131H131ZM158 132H159V131H158ZM160 132H161V131H160ZM182 132H183V131H182ZM182 132H178V133H182ZM190 132H192V131L190 130ZM200 132H202L201 129H200ZM234 132H235V131H234ZM241 132H242V131H241ZM54 133H55V132H54ZM56 133H57V132H56ZM58 133H59V132H58ZM58 133H57V134H58ZM74 133H75V132H74ZM81 133H82V132H81ZM87 133H88V132H87ZM95 133H97V132H95ZM95 133H94V134L92 133V135L94 136ZM101 133H102V132H101ZM106 133H107V132H106ZM111 133H112V132H111ZM133 133H134V132H133ZM133 133H132V134H133ZM136 133H137V132H136ZM147 133H148V131H147ZM156 133H157V132H156ZM167 133H166V134H167ZM175 133H176V132H175ZM186 133H187V132H186ZM186 133H185V134H186ZM195 133H196V132H195ZM210 133H212V132H210ZM220 133H221V131H220ZM231 133H232V132H231ZM236 133H237V132H236ZM262 133H263V132H262ZM0 134H1V132H0ZM4 134H6V133H4ZM71 134H73V133H71ZM134 134H135V133H134ZM139 134H140V133H139ZM139 134H138V135H139ZM144 134H145V133H144ZM149 134H150V133H149ZM158 134H161V133H158ZM158 134H157V135H158ZM164 134H161V135H163V137L161 136L162 138H164ZM170 134L172 135L173 133H170ZM176 134H177V133H176ZM196 134H197V136H198L199 133H196ZM212 134H213V133H212ZM225 134H227V133H225ZM233 134H234V133H233ZM15 135H16V134H15ZM15 135H14V136H15ZM58 135H59V134H58ZM62 135H63V134H62ZM64 135H65V134H64ZM64 135H63V136H64ZM67 135H68V134H67ZM73 135H74V134H73ZM75 135H76V134H75ZM85 135H86V133H85ZM87 135H88V134H87ZM92 135L89 136V137H92ZM106 135H107V134H106ZM109 135H110V134H109ZM117 135H118V134H117ZM135 135H136V134H135ZM140 135H143V134H140ZM140 135H139V137H138V136H137V137L140 138ZM146 135H147V134H146ZM151 135L154 136L153 134H151ZM174 135H175V134H174ZM186 135H187V134H186ZM214 135H215V134H214ZM214 135H213V136H214ZM217 135H219V134H217ZM217 135L215 136V138L217 137ZM221 135H223V134H221ZM236 135H237V134H236ZM256 135L258 136L257 133H256ZM16 136H17V135H16ZM18 136L21 137V134L18 135ZM24 136H25V135H24ZM52 136H53V135H52ZM63 136H62V139H63ZM65 136H66V135H65ZM69 136H70V133H69ZM77 136H78V135H77ZM113 136H115V135H113ZM118 136H119V135H118ZM131 136H132V135H131ZM152 136H151V137H152ZM182 136H185V135L182 134ZM195 136H196V135H195ZM209 136H210V135H209ZM22 137H23V136H22ZM94 137L96 138L97 136H94ZM120 137H122V136H120ZM123 137H124V136H123ZM128 137H129V136H128V134H127V137H126L127 140H128ZM151 137H150L149 139H151ZM191 137H192V136H191ZM199 137H200V136H199ZM218 137H219V136H218ZM221 137H224V135L221 136ZM221 137H220V138H221ZM236 137H237V136H236ZM236 137H235V138H236ZM260 137H261V136H260ZM23 138H24V137H23ZM25 138H26V137H25ZM25 138H24V139H25ZM56 138H57V137H56ZM69 138H71V137H69ZM73 138H76V137L73 136ZM73 138H72V139H73ZM97 138H99V137H97ZM101 138H102V137H101ZM126 138H125V139H126ZM129 138H131V137H129ZM135 138H136V137H135ZM138 138H137V140H138ZM142 138H143V136H142ZM142 138H140V140H141ZM152 138H153V137H152ZM156 138H157V136H156ZM156 138H155V139H156ZM158 138H159V136H158ZM165 138H166V136H165ZM165 138H164V139H165ZM169 138L171 139V138H173V137H169ZM192 138H193V137H192ZM196 138H197V137H196ZM200 138H201V137H200ZM203 138H204V137H203ZM227 138L229 139V137H227ZM262 138H263V136H262ZM262 138H261V139H262ZM54 139H55V135H54ZM80 139L83 140L84 137H83V139H82V138H79V140H80ZM92 139H93V138H92ZM102 139H103V138H102ZM115 139H116V138H115ZM147 139H148V138H147ZM149 139H148V140H149ZM159 139H160V138H159ZM159 139H157V140H159ZM166 139H167V138H166ZM170 139H168V140H170ZM209 139H211V138H209ZM209 139H208V140H209ZM216 139H217V138H216ZM231 139H232V138H231ZM258 139H259V138H257V140H258ZM18 140L20 141V139H18ZM57 140H58V139H57ZM63 140H64V139H63ZM66 140H67V138H66ZM77 140H78V138H77ZM85 140L88 141V138L85 139ZM98 140H99V139H98ZM116 140H118V139H116ZM127 140H126V142L128 143ZM133 140H134V139H133ZM144 140H146V138H145ZM168 140H167V141H168ZM172 140H173V139H172ZM177 140L179 141L180 139H177ZM183 140H184V138H182V141H180V143L183 142ZM189 140H191V139L189 138ZM196 140H197V139H196ZM196 140L194 141V139H192V141H194V143L199 141V140H198V141H196ZM213 140H214V139H212V141H213ZM220 140H222V139H220ZM234 140H235V139H234ZM250 140H251V139H250ZM263 140H264V139H263ZM263 140H262V141H263ZM19 141H18V142H19ZM22 141L24 142V143H23V145H24L26 140H25V141L22 140ZM70 141H71V140H70ZM70 141H68V143H66V141H65V142L62 141V143L69 144ZM72 141H74V139H73ZM72 141H71V142H72ZM87 141H86V142H87ZM90 141H91V139H90ZM90 141H89V142H90ZM94 141H95V140H94ZM102 141H103V140H102ZM106 141H107V139H106ZM119 141L121 142V140H119ZM122 141H123V140H122ZM124 141H125V140H124ZM131 141H132V140H131ZM161 141H162V140H161ZM165 141H166V140H165ZM215 141H216V140H215ZM215 141H214V142H215ZM231 141H232V140H230V142H231ZM235 141H236V140H235ZM235 141H234V142H235ZM252 141H256V140L253 139V140H251V142H252ZM262 141H261V142H262ZM71 142H70V143H71ZM89 142H88V143H89ZM96 142L99 143L100 141H96ZM104 142H105V141H104ZM133 142L137 144L139 141L135 142V140H134ZM155 142H157V141L155 140ZM199 142H200V141H199ZM199 142H198V143H199ZM208 142H209V141H208ZM220 142H221V141H220ZM223 142H224V141H223ZM226 142H229V141H226ZM261 142L259 141L257 145H259ZM81 143H84V140L81 141ZM88 143H86V144H88ZM92 143H93V142H92ZM101 143H102V142H101ZM101 143H100V144H101ZM116 143H117V142H116ZM139 143H140V142H139ZM139 143H138V144H139ZM141 143H142V141H141ZM141 143H140V144H141ZM145 143H146V142H145ZM151 143H154V142H151ZM160 143H161V142H160ZM163 143H164V142H163ZM177 143H178V142H177ZM187 143H189V144L191 143V144H192V142H189L188 139H187ZM194 143H193V144H194ZM201 143H202V142H201ZM204 143H205V142H204ZM204 143H203V144H204ZM217 143H218V142H216V144H217ZM224 143H225V142H224ZM224 143H223V144H224ZM232 143H233V142H232ZM235 143H236V142H235ZM253 143H254V142H253ZM253 143H252V144H253ZM20 144H21V143H20ZM78 144H79V146H80V143H79V142H78ZM78 144H77V145H78ZM94 144H95V143H94ZM94 144H93V146H94ZM100 144H99V145H100ZM103 144H104V143H103ZM113 144H114V143H113ZM117 144L119 145V143H117ZM117 144H116V145H117ZM128 144H129V143H128ZM128 144H127V145H128ZM130 144H132V143H130ZM156 144H157V143H156ZM156 144H152V147H153L154 145H156ZM173 144H174V143H173ZM181 144H182V143H181ZM209 144H210V143H209ZM237 144H238V143H237ZM247 144H248V143H247ZM13 145H14V143H13ZM64 145H65V144H64ZM81 145H82V144H81ZM89 145H90V143H89ZM120 145H121V144H120ZM122 145L124 146V144H122ZM144 145H145V144H144ZM158 145H159V144H158ZM164 145H165V144H163V147H165ZM167 145H169V144H167ZM167 145H166V146H167ZM182 145H183V147H184V144H182ZM185 145H186V144H185ZM196 145H197V144H196ZM198 145H200V144H198ZM207 145H208V144H207ZM228 145H231V144H228ZM241 145H242V144H241ZM248 145L250 146V144H248ZM254 145H256V144H254ZM263 145H264V143H263ZM263 145H262V146H263ZM24 146H25V145H24ZM24 146H23V148H24ZM42 146H43V145H42ZM58 146H59V145H58ZM66 146H67V145H66ZM68 146H69V145H68ZM83 146H84V145H83ZM83 146H80V147H83ZM93 146H91V147H93ZM102 146H103V145H102ZM106 146H108V145H106ZM111 146H113V145H111ZM114 146H115V145H114ZM133 146H134V145H133ZM133 146L131 145V146H129V147H133ZM138 146H139V145H138ZM147 146H148V145H147ZM180 146H181V145H180ZM189 146H190V145H188V148H189ZM191 146H192V145H191ZM191 146H190V147H191ZM194 146H195V145H194ZM194 146H193V147H194ZM217 146H218V145H217ZM219 146H220V145H219ZM234 146H235V145H234ZM234 146H233V147H234ZM246 146H247V145H246ZM17 147H18V146H17ZM19 147H20V146H19ZM77 147H78V146H77ZM86 147H87V146H86ZM88 147H89V146H88ZM88 147H87V148H88ZM96 147H97V146H96ZM96 147L94 146V148H96ZM119 147H120V146H118V149H119ZM136 147H137V146H136ZM144 147H145V146H144ZM157 147H158V146L156 145V148H154V149H158ZM160 147L162 148L161 145H160ZM170 147H171V146H170ZM193 147H192V148H193ZM195 147H197V146H195ZM195 147H194V148H195ZM204 147H205V146H204ZM207 147H208V146H207ZM207 147H206V148H207ZM228 147H229V146H228ZM240 147H241V146H240ZM254 147H256V146H254ZM260 147H261V146H260ZM10 148H11V147H10ZM74 148L76 149V147H74ZM84 148H85V146H84ZM98 148H99V147H98ZM114 148H115V147H114ZM121 148H122V147H121ZM121 148H120V149H121ZM133 148H135V147H133ZM138 148H141V147H138ZM145 148H146V147H145ZM148 148H149V147H148ZM148 148H147L146 152L148 151ZM166 148H169V147L167 146ZM184 148H185V147H184ZM184 148H183V149H184ZM186 148H187V146H186ZM186 148H185V149H186ZM192 148H189L190 150H189V149H186V150H189V152H190V151H192ZM194 148H193V149H194ZM201 148H202V147H201ZM210 148H211V147H210ZM215 148H216V147H215ZM231 148H232V146H231ZM15 149H17V148H15ZM24 149H25V148H24ZM92 149H93V148H92ZM96 149H97V148H96ZM175 149L178 151L177 148H174V150H175ZM185 149H184V150H185ZM197 149H198V148H197ZM219 149H220V147H219ZM219 149H217V150H219ZM228 149H229V148H228ZM251 149H253V148H251ZM254 149H255V148H254ZM260 149H261V148H260ZM10 150H13V149L11 148ZM88 150H90V149L88 148ZM100 150H101V149H100ZM100 150H97V151H100ZM103 150H104V147H103ZM122 150H123V149H122ZM122 150H121V151H122ZM138 150H139V149H138ZM149 150H150V149H149ZM151 150H153V148H152ZM162 150H164V148H162ZM169 150H170V149H169ZM172 150H173V149H172ZM204 150H205V149H204ZM221 150H222V148H221ZM221 150H220V151H221ZM224 150H226V149H224ZM224 150H223V151H224ZM233 150H234V149H233ZM249 150H250V149H249ZM258 150H259V149H258ZM258 150H257L256 152H258ZM22 151H23V149H22ZM80 151H81V149H80ZM82 151H84V150H82ZM90 151H91V150H90ZM90 151H89V152H90ZM114 151H115V150H114ZM125 151H126V150H125ZM131 151H132V150H131ZM144 151H145V149H144ZM144 151H143V152H144ZM157 151H159V150H157ZM157 151H154V152H157ZM167 151H168V150H167ZM182 151H183V150H182ZM212 151H213V148H212ZM215 151H216V150H215ZM230 151H231V150H230ZM230 151L227 150V152H229V153H230ZM262 151H263V150H262ZM13 152H14V151H13ZM15 152H16V150H15ZM17 152H18V151H17ZM23 152H24V151H23ZM23 152H22V153H23ZM87 152H88V151H87ZM87 152H85L86 155H88ZM89 152H88V153H89ZM117 152H118V151H117ZM126 152H127V151H126ZM138 152H139V151H138ZM163 152H164V151H163ZM170 152H171V151H170ZM170 152H169V154H172V153H170ZM172 152H173V151H172ZM180 152H181V151H180ZM183 152H184V151H183ZM183 152H182V153H183ZM189 152H186V153H189ZM206 152H207V151H206ZM213 152H214V151H213ZM256 152H255L254 150L244 152V156H245V157H249L250 159H252V161H251V163H250L251 165L248 164L249 166L247 167V166L245 165V163H243V160H242V161L239 160V161H237L238 163H237L236 166H237V167H240L239 171L241 172V170H242V173H244V175H245V176H244V175H243V176L245 177L246 181H248L249 183H251V185H253V186L255 187L256 190L258 189L257 191H260L261 194H262V192H264V163H263L264 161H263V162H261L262 160L259 161ZM18 153H19V152H18ZM123 153H125V152H123ZM123 153H121V154H123ZM128 153H129V152H128ZM148 153H149V152H148ZM148 153H147V154H148ZM160 153H161V152H160ZM165 153H167V152H165ZM193 153H195V152H193ZM193 153H191V154H193ZM215 153H216V152H215ZM218 153H220V152H218ZM233 153H234V152H233ZM258 153H260V152H258ZM262 153H263V152H262ZM15 154H16V153H15ZM89 154H90V158H91V155H93V154H92V153H89ZM96 154H97V152H96ZM100 154H101V152L98 153V155H100ZM106 154H107V152H106ZM113 154H114V153H113ZM116 154L118 155V153H116ZM133 154H134V153H133ZM142 154H143V153H142ZM145 154H146V153H145ZM149 154H151V153H149ZM173 154H174V153H173ZM177 154H178V153H177ZM196 154H197V153H196ZM198 154H199V153H198ZM211 154H212V153H211ZM220 154H221V153H220ZM220 154H218V155H220ZM263 154H264V153H263ZM10 155H11V154H10ZM98 155H96V156H98ZM125 155H126V154H125ZM128 155H129V154H128ZM134 155H136V154H134ZM165 155H166L167 159H169V160H167V161H172V160H173L172 157H171L172 160H170V156H171V155H168V156H167V154H165ZM187 155H189V154H187ZM207 155H208V154H207ZM212 155H213V154H212ZM229 155H230V154H229ZM234 155H235V154H234ZM238 155H240V153H239ZM258 155H259V154H258ZM13 156H14V154L12 155V159H13ZM94 156H95V155H94ZM94 156H93V157H94ZM107 156H108V155H107ZM123 156H124V155H123ZM136 156H137V155H136ZM149 156H150V158L147 156L149 159L154 158V157H152L151 155H149ZM155 156H156V155H155ZM158 156H159V154H158ZM162 156H163V154H162ZM162 156H160V158H162ZM173 156H174V155H173ZM175 156H176V155H175ZM180 156H181V154H180ZM184 156H185V155H184ZM191 156H192V155H190L189 157H191ZM221 156H223V155H221ZM19 157H20V156H19ZM21 157H22V156H21ZM101 157H102V155H101ZM101 157H100V158H101ZM119 157H120V155H119ZM129 157H130V156H129ZM138 157H139V156H138ZM163 157H164V156H163ZM168 157H169V158H168ZM203 157H205L204 154H203ZM236 157H237V156H236ZM236 157H235V158H236ZM262 157H263V155L260 157V159H261ZM17 158H18V157H17ZM65 158H66V156H65ZM87 158H88V157H87ZM100 158H99V160H100ZM104 158H105V157H104ZM120 158H121V157H120ZM122 158H123V157H122ZM122 158H121V159H122ZM130 158H131V157H130ZM157 158H158V157H157ZM157 158H156V159H157ZM160 158H159V160H160ZM176 158H177V157H176ZM180 158H181V157H180ZM185 158H186V156H185ZM185 158H184V159H185ZM191 158H192V157H191ZM195 158H197V157H195ZM249 158H248V159H249ZM91 159H93V158H91ZM105 159H106V158H105ZM107 159H109V158H107ZM107 159H106V160H107ZM111 159H112V158H111ZM131 159H132V158H131ZM143 159H144V158H143ZM163 159H164V158H163ZM163 159H162V160H163ZM184 159H182V160H184ZM188 159H189V158H188ZM197 159H198V158H197ZM214 159H215V158H214ZM225 159H226V158H225ZM227 159H228V158H227ZM233 159H234V158H233ZM253 159H254V162H255V160H257V159H258L259 162H261V163H257V164H259V166H254V167H252L253 165H255L254 162H253ZM263 159H264V158H263ZM13 160H14V159H13ZM133 160H134V159H133ZM139 160H140L141 163L143 162V160H141V159H139ZM154 160H155V159H154ZM193 160H194V159H193ZM223 160H224V159H223ZM88 161H89V160H88ZM119 161H120V160H119ZM136 161L138 162V160H136ZM156 161H157V160L152 161V162L155 163ZM167 161H166V162H167ZM175 161H176V160H175ZM175 161H174V162H175ZM184 161H185V160H184ZM187 161H188V160H187ZM219 161H220V160H219ZM225 161H226V160H225ZM228 161H229V160H228ZM234 161H235V160H234ZM247 161H248V160H247ZM258 161H257V162H258ZM90 162H91V161H89V163H90ZM97 162H98V161H97ZM101 162H102V160H101ZM104 162H105V161H104ZM120 162H121V161H120ZM124 162H125V161H124ZM128 162H129V161H128ZM148 162H150V161H148ZM176 162H178V161H176ZM176 162H175V163H176ZM179 162H180V161H179ZM189 162H190V161H189ZM189 162H186V163H189ZM195 162H196V161H195ZM195 162H194V163H195ZM213 162H215V161H213ZM221 162H223V161H221ZM249 162H250V161H249ZM83 163H85V162H83ZM89 163H88V164H89ZM93 163H94V161H93ZM98 163H100V162H98ZM106 163H107V162H106ZM115 163H116V161H115ZM129 163H130V162H129ZM131 163H132V162H131ZM162 163H163V162H162ZM172 163H173V162H172ZM175 163H174V164H175ZM183 163H184V162H182V165H183ZM198 163H199V160H198ZM230 163H233V162H230ZM85 164H86V163H85ZM88 164H86V165H88ZM90 164H91V163H90ZM95 164H96V163H95ZM136 164H138V163H136ZM142 164H143V163H142ZM147 164H148V163H147ZM156 164H158V162H157ZM167 164H168V163H167ZM174 164H173V165H174ZM179 164H180V163H179ZM184 164H185V163H184ZM202 164L204 165V163H202ZM205 164H206V163H205ZM246 164H247V163H246ZM60 165H61V164H60ZM108 165H110V164H108ZM113 165H116V164H113ZM144 165H145V164H144ZM144 165H142V166H144ZM173 165H172V166H173ZM175 165H176V164H175ZM177 165H178V164H177ZM185 165H186V164H185ZM185 165H183V166L185 167ZM196 165H197V164H196ZM198 165H199V164H198ZM213 165H214V164H213ZM213 165H210V166H213ZM216 165H220V164H216ZM216 165H214V166H215L214 168H216ZM227 165H228V164H227ZM227 165H226V166H227ZM234 165H235V164H234ZM104 166L107 167V165H104ZM104 166H103V167H104ZM131 166H132V165H130L129 167H131ZM146 166H148V165H146ZM149 166H150V165H149ZM149 166H148V169H149ZM161 166H162V165H161ZM164 166H165V164H164ZM166 166H168V165H166ZM166 166H165V167H166ZM170 166H171V165H170ZM179 166H180V165H179ZM199 166H201V165H199ZM199 166H198V167H199ZM220 166H222V165H220ZM223 166H225V165L223 164ZM231 166H233V165H231ZM111 167H113V166H111ZM117 167H118V166H117ZM132 167H133V166H132ZM136 167H137V166H136ZM144 167H145V166H144ZM151 167H152V166H151ZM187 167H188V166H187ZM187 167H186V168H187ZM198 167H197V168H198ZM96 168H97V167H96ZM99 168H100V167H99ZM107 168H108V167H107ZM122 168H123V167H122ZM134 168H135V167H134ZM137 168H139V167H137ZM152 168H153V167H152ZM180 168H181V167H180ZM212 168H213V167H212ZM214 168H213V169H214ZM229 168H230V166H229ZM229 168L226 167L227 170H228ZM64 169H65V168H64ZM118 169H119V168H118ZM129 169L131 170V168H129ZM145 169H146V167H145ZM153 169H154V168H153ZM172 169H173V168H172ZM175 169H176V167H175ZM181 169H182V168H181ZM181 169H180V171H181ZM184 169H185V168H184ZM191 169H194V168H191ZM191 169H190V170H191ZM198 169H199V168H198ZM200 169H202V168H200ZM210 169H211V168H210ZM213 169H212V170H213ZM230 169H233V170H234L233 167L230 168ZM230 169H229V170H230ZM109 170H110V169H109ZM114 170H115V169H114ZM136 170H137V169H136ZM141 170H142V169H140V170L138 169L137 171H140V172H141ZM149 170H150V169H149ZM149 170H148V171H149ZM169 170H170V168H169ZM173 170H174V169H173ZM177 170H179V167L177 168ZM195 170H197V169L195 168ZM212 170H211V171H212ZM219 170H220V169H219ZM223 170H224V169H223ZM223 170H222V171H223ZM229 170H228V171H229ZM235 170L237 171V169H235ZM235 170H234V171H235ZM104 171H105V170H104ZM121 171H122V170H121ZM131 171H132V170H131ZM156 171H158V170H156ZM175 171H176V170H175ZM185 171H187L186 169L183 170V172H184V173H188V171H187V172H185ZM206 171H208V170H206ZM213 171H214V170H213ZM220 171H221V170H220ZM231 171H232V170H231ZM105 172H106V174H107V173H108V170H106ZM112 172H113V170H112L111 172L109 171V174L112 173ZM135 172H136V171H135ZM149 172H151V171H149ZM159 172H160V171H159ZM170 172H171V170H170ZM181 172H182V171H181ZM181 172H179V175H180ZM191 172H193V171H191ZM195 172H196V171H195ZM203 172H205V170H203ZM203 172H202V173H203ZM229 172H230V171H229ZM19 173H20V172H19ZM114 173H116V172H114ZM121 173H122V172H121ZM154 173H155V169H154ZM161 173H162V172H161ZM161 173H159V174L161 175ZM165 173H166V172H165ZM177 173H178V172H177ZM184 173H182V175H183ZM211 173H212V172H211ZM211 173H210V177H211ZM213 173H215V172H213ZM221 173H222V172H221ZM235 173H236V172H235ZM238 173H239V172H237V174H238ZM117 174H118V172H117ZM134 174H135V173H134ZM141 174H142V173H141ZM152 174H153V173H152ZM152 174H151V176L153 177L154 174H153V175H152ZM155 174H156V173H155ZM192 174H193V173H192ZM199 174H201V171H200ZM203 174H204V176H205L206 174H208V172H207V173H203ZM215 174H216V173H215ZM218 174H219V173H218ZM224 174H225V173H224ZM231 174H234V173L232 172ZM237 174H236V175H237ZM239 174H241V173H239ZM49 175H50V174H49ZM107 175H108V174H107ZM112 175L115 176V174H112ZM124 175H125V176H128V175H126V173H125ZM139 175H140V174L138 173V176H139ZM145 175H146V173H145ZM156 175H158V174H156ZM162 175H163V173H162ZM175 175H176V173H175ZM179 175H178V176H179ZM213 175H214V174H213ZM52 176H53V175H52ZM104 176H106V175H104ZM114 176H113V178H115ZM138 176H137V177H138ZM141 176H142V175H141ZM143 176H144V175H143ZM149 176H150V175H149ZM163 176H164V175H163ZM178 176H176V177H178ZM183 176H184V175H183ZM185 176H186V174H185ZM196 176H197V174H196ZM196 176H193V178L196 177ZM225 176H226V175H225ZM227 176H228V175H227ZM233 176H234V175H233ZM129 177H130V175L128 176V179H129ZM144 177H145V176H144ZM147 177H148V176H147ZM147 177H146V178H147ZM165 177H166V176H165ZM176 177H174V178H176ZM198 177H199V176H198ZM198 177H197V178H198ZM200 177H201V176H200ZM206 177H208V175L205 176V178H206ZM210 177H208V179H206V180L209 181V178H210ZM214 177H215V176H214ZM216 177H217V176H216ZM222 177H223V179L225 178L224 176H222ZM240 177H241V176H240ZM105 178H106V177H105ZM116 178H117V176H116ZM118 178H119V177H118ZM125 178H126V177H125ZM125 178L123 177V179H125ZM133 178H134V176H133ZM135 178H136V176H135ZM168 178L170 179L171 177H168ZM168 178H167V179H168ZM174 178H173V179H174ZM180 178H181V177H180ZM187 178H189V177L187 176ZM193 178H192V179H193ZM202 178H203V177H202ZM211 178H212V177H211ZM217 178H218V177H217ZM228 178H229V177H228ZM228 178H226V179L229 181V179L232 178V177L230 176V178H229V179H228ZM236 178H237V177H236ZM238 178H239V177H238ZM253 178H256V179L253 180ZM75 179H76V178H75ZM120 179H122V178H120ZM143 179H144V178H143ZM147 179H148V178H147ZM147 179H146V180H147ZM149 179H151V177H149ZM149 179H148V182H149ZM173 179H172V180H173ZM181 179H182V178H181ZM183 179H184V178H183ZM203 179H204V178H203ZM214 179H215V178H214ZM219 179H220V178H219ZM221 179H222V178H221ZM241 179H243V177H242ZM129 180H130V179H129ZM139 180H142V179H139ZM164 180H166V179H164ZM172 180H171V181H172ZM174 180H175V179H174ZM188 180H189V179H188ZM197 180H198V179H197ZM199 180H200V179H199ZM204 180H205V179H204ZM210 180H211V179H210ZM238 180H239V179H238ZM238 180H237V181H238ZM125 181H126V180H125ZM131 181H132V180H131ZM144 181H145V180H144ZM167 181H170V180H167ZM176 181H177V180H176ZM189 181H190V180H189ZM189 181H188V182H189ZM202 181H203V180H200V182H202ZM216 181H219V180L217 179ZM225 181H226V180H225ZM232 181H233V178H232ZM232 181H231V182H232ZM234 181H235V179H234ZM237 181H235L236 184H239ZM240 181H241V180H240ZM77 182H78V181H77ZM117 182H118V181H117ZM136 182H137V181H136ZM162 182H163V181H162ZM181 182H182V181H181ZM186 182H187V181H186ZM186 182H185V184H186ZM193 182H194V180H193ZM196 182H197V181H196ZM213 182H214V181H213ZM223 182H224V181H223ZM223 182L221 181L222 185H223ZM226 182H227V181H226ZM235 182H234V183H235ZM241 182H243V181H241ZM127 183H128V182H127ZM139 183H140V182H139ZM169 183H170V182H168L167 184H169ZM171 183H172V182H171ZM182 183H183V182H182ZM189 183H190V182H189ZM198 183H199V182H198ZM214 183H217V182H214ZM244 183H245V182H243V185H244ZM249 183L246 185V186H247V189H246V187H245L246 190H248ZM185 184H184V185H185ZM191 184H192V183H191ZM205 184H206V183H205ZM205 184H204V185H205ZM129 185H133V184H130V183H129ZM138 185H139V184H138ZM140 185H141V184H140ZM182 185H183V184H182ZM184 185H183V186H184ZM207 185H209V184L207 183ZM219 185H220V184H219ZM222 185H220V186H222ZM225 185H227V184H225ZM225 185H224V187H226ZM233 185H234V184H233ZM166 186H167V185H166ZM168 186H170V185H168ZM168 186H167V187H168ZM171 186H172V185H171ZM173 186H175V185L173 184ZM173 186H172V188H173ZM187 186H189L188 183H187ZM209 186H210V185H209ZM211 186H213V185L211 184ZM215 186H216V185H215ZM220 186H218V187H220ZM234 186H235V185H234ZM241 186H242V185H241ZM175 187H176V186H175ZM175 187H174V188H175ZM178 187H179V186H178ZM184 187H185V186H184ZM196 187H197V186H196ZM206 187H207V186H206ZM218 187H217V188H218ZM243 187H244V186H243ZM159 188H160V187H159ZM165 188H166V187H165ZM165 188L163 189V191L161 192V194L164 193V190H166ZM179 188H180V187H179ZM181 188H183V187L181 186ZM203 188H204V187H203ZM217 188H215V189L217 190ZM230 188H232V186H231ZM230 188H229V189H230ZM238 188H239V187H238ZM238 188H236V189H238ZM240 188H241V187H240ZM249 188H250V187H249ZM169 189H170V188H169ZM169 189H168V190H169ZM175 189H178V188H175ZM185 189L187 190V188H185ZM199 189H202V188H199ZM206 189H207V188H206ZM215 189H214V191H215ZM229 189H227V190L224 189V190H226V192H224V193H227V191H228ZM251 189H253V187H252ZM194 190H195V189H194ZM204 190H205V189H204ZM208 190H209V189H208ZM242 190H243V189H242ZM242 190H240V191H242ZM166 191H167V190H166ZM169 191H170V190H169ZM231 191H232V189H231ZM231 191H230V193H231ZM244 191H245V190H244ZM244 191H242V192H244ZM170 192H171V191H170ZM173 192H174V191H173ZM173 192H171V193H173ZM183 192H184V191H183ZM188 192L190 193V192H192V191L190 190V191H188ZM188 192H187V195L189 194ZM193 192H195V191H193ZM198 192H199V191H198ZM198 192H196V193H198ZM211 192H212V191H211ZM254 192H256V191L254 190ZM33 193H34V192H33ZM67 193H68V192H67ZM176 193H177V192H176ZM200 193H201V192H200ZM200 193H199V194H200ZM215 193H216V192H215ZM215 193H214V194H215ZM234 193H236V191H235ZM234 193H233V194H234ZM239 193H241V192H239ZM245 193H246V191H245ZM252 193H253V192H252ZM257 193H259V192H257ZM105 194H106V193H105ZM185 194H186V193H185ZM192 194H194V193H191L190 195H192ZM204 194H205V193H203V196H204ZM216 194H217V193H216ZM231 194H232V193H231ZM247 194H249V193H247ZM247 194H244V195L246 196ZM253 194H255V193H253ZM67 195H68V194H65V196H67ZM147 195H148V194H147ZM174 195H175V193H174ZM174 195H173V196H174ZM209 195H210V194H209ZM227 195H228V194H227ZM249 195H250V194H249ZM258 195H259V194H258ZM163 196H165V195H163ZM169 196H170V195H169ZM173 196H172V197H173ZM175 196H176V195H175ZM177 196H178V195H177ZM177 196H176V197H177ZM198 196H201V195H198ZM206 196H207V194H206ZM232 196L234 197V195H232ZM236 196H238V194L235 195V197H236ZM242 196H243V195H241V197H242ZM251 196H252V194H251ZM251 196H250V197H251ZM256 196H257V195H256ZM68 197H69V196H68ZM170 197H171V196H170ZM180 197H181V196H180ZM186 197H187V196H186ZM188 197H190V196H188ZM188 197H187V199H188ZM193 197H194V196H193ZM195 197L197 198V196H195ZM211 197H212V196H210L209 198H211ZM225 197H226V196H225ZM239 197H240V196H239ZM241 197H240V199H239L240 201H241ZM247 197H248V196H247ZM260 197H261V196H260ZM70 198H71V196H70ZM190 198H192V197H190ZM196 198H194V199H196ZM203 198H204V197H203ZM228 198H229V197H228ZM231 198H232V197H231ZM243 198H244V196H243ZM66 199H67V198H66ZM66 199H64V200H66ZM73 199H74V197H73ZM168 199H170V198H168ZM194 199L192 198L193 201H194ZM226 199H227V198H226ZM234 199H235V198H234ZM254 199H255V197H252V200H253V201L256 200V199H255V200H254ZM259 199H260V198H259ZM64 200H63V201H64ZM170 200H172V199H170ZM174 200H175V199H174ZM176 200H177V199H176ZM176 200H175V202H176ZM199 200H200V198H199ZM203 200H206V199H203ZM203 200H202V201H203ZM211 200H212V199H211ZM211 200H210V202H211ZM223 200H224V198H223ZM236 200H237V199H236ZM243 200H244V199H243ZM247 200H248V199H247ZM151 201H152V200H151ZM182 201H183V200H182ZM184 201H186V200L184 199ZM184 201H183V202H184ZM187 201H188V200H187ZM187 201H186V203L188 204ZM190 201H191V200H190ZM190 201H189V202H190ZM196 201L198 202V200H196ZM202 201H201V203H202ZM206 201H209V199H207ZM212 201H213V200H212ZM224 201H225V200H224ZM224 201H223V202H224ZM229 201H230V200H229ZM244 201H245V200H244ZM244 201H243V202H244ZM257 201H258V200H257ZM261 201H262V200H261ZM65 202H66V201H65ZM72 202H73V201H72ZM81 202H82V201H81ZM177 202H179V201L177 200ZM180 202H181V199H180ZM197 202H196L195 204H197ZM214 202H216V201H213V203H214ZM223 202H222V203H223ZM241 202H242V201H241ZM246 202H247V201H246ZM248 202H249V200H248ZM258 202H259V201H258ZM68 203H70V202H68ZM68 203L66 202V206H67ZM74 203H75V202H74ZM157 203H158V202H157ZM191 203H192V201H191ZM191 203H190V204H191ZM203 203H204V202H203ZM206 203H207V202H206ZM208 203H209V202H208ZM217 203H219V201H218ZM217 203H215V205H217V207H220L221 205L218 206ZM220 203H221V201H220ZM222 203H221V204H222ZM231 203H233V202H231ZM249 203H251V201H250ZM252 203H253V202H252ZM70 204H71V203H70ZM75 204H78V203H75ZM79 204H81V203H79ZM192 204H193V203H192ZM195 204H193V205H195ZM204 204H205V203H204ZM210 204L213 205L212 203H209L208 205H210ZM240 204H241V203H240ZM255 204H256V203H255ZM255 204H254V205H255ZM260 204H263V203H260ZM260 204H259V205H260ZM193 205H192V206H193ZM205 205H206V204H205ZM215 205H214V206H215ZM226 205H227V204H226ZM228 205H229V203H228ZM251 205H252V207L254 206L253 204H251ZM263 205H264V204H263ZM77 206H78V205H77ZM177 206H179V205H177ZM200 206H201V204H200ZM222 206H223V205H222ZM240 206H241V205H240ZM47 207H48V206H47ZM47 207H46V208H47ZM68 207H69V205H68ZM70 207H71V205H70ZM73 207H74V206H73ZM73 207H72V208H73ZM80 207H81V205H80ZM80 207H78V209H79ZM124 207H125V206H124ZM193 207H194V206H193ZM204 207H205V206H204ZM207 207H208V206L206 205V209H209V208H210V207H208V208H207ZM230 207H232V206H230ZM254 207H255V206H254ZM254 207H253V209H254ZM257 207H258V205H257ZM260 207H261V206H259L258 208H259V209H262V208H260ZM179 208H180V206H179ZM191 208H192V207H191ZM223 208H224V207H222V209H223ZM234 208H235V207H234ZM258 208H257V209H258ZM30 209H31V208H30ZM165 209H167V208H165ZM204 209H205V208H204ZM216 209H217V208H216ZM222 209H221V210H222ZM242 209H243V208H242ZM244 209H245V207H244ZM255 209H256V208H255ZM255 209H254V211H256ZM263 209H264V208H263ZM36 210H38V209H36ZM73 210H74V209H73ZM73 210H72V212H74ZM167 210H168V209H167ZM169 210H170V209H169ZM181 210H182V208H181ZM181 210H180V211H181ZM191 210H192V209H191ZM217 210H220V208L217 209ZM229 210H230V209H229ZM247 210H248V207H247ZM247 210H246V211H247ZM49 211H52L51 208H50ZM69 211L71 212L70 209H69ZM81 211H82V210H81ZM187 211H188V210H187ZM207 211L209 212V210H206V212H207ZM210 211H211V210H210ZM212 211L215 212V211H214V208H212ZM212 211H211V212H212ZM239 211H242V210H239ZM246 211H245V212H246ZM251 211H252V210H251ZM78 212H79V211H78ZM161 212H162V211H161ZM185 212H186V211H185ZM229 212H230V211H229ZM243 212H244V211H243ZM38 213H39V211H38ZM45 213H47V210L45 211ZM52 213H53V212H52ZM200 213H202V212H200ZM209 213H210V212H209ZM231 213H233V212L231 211ZM234 213H235V211H234ZM234 213H233V214H234ZM255 213H256V212H255ZM43 214H44V213H43ZM131 214H132V213H131ZM179 214H180V213H179ZM186 214H187V212H186ZM190 214H191V213H190ZM198 214H199V213H198ZM198 214H197V215H198ZM203 214H204V213H203ZM207 214H208V213H207ZM207 214H204L203 217H204L205 215H207ZM233 214H232V215H233ZM235 214L238 215L239 212H238V213H235ZM245 214H246V213H245ZM50 215H51V214H50ZM188 215H189V214H188ZM214 215H216V213H215ZM220 215H221V214H220ZM222 215H224V214L222 213ZM222 215H221V216H222ZM225 215H226V214H225ZM232 215H231V216H232ZM237 215H235L236 218H237ZM259 215H260V214H259ZM52 216H53V215H52ZM180 216H181V215H180ZM193 216H194V215H193ZM210 216H211V215H210ZM228 216H229V215H228ZM238 216L240 217L241 215L239 214ZM254 216L256 217V215H254ZM262 216H263V215H262ZM184 217H185V216H184ZM211 217L214 218L215 216L213 217V215H212ZM226 217H227V216H226ZM239 217H238V218H239ZM245 217H246V216H245ZM245 217H244V219H246ZM196 218H197V216H196ZM201 218H202V217H201ZM212 218H211V219H212ZM217 218H218V217H216L215 220H217ZM221 218H223V217H221ZM229 218H230V217H229ZM257 218H259V216H257ZM260 218H262V217H260ZM50 219H51V218H50ZM224 219H225V216H224ZM230 219L232 220L233 218L231 217ZM239 219H240V218H239ZM250 219L252 220L251 217H250ZM255 219H256V218H255ZM33 220H34V219H33ZM212 220H213V219H212ZM242 220H243V219H242ZM247 220H248V219H247ZM251 220H250V221H251ZM256 220H257V219H256ZM256 220H255V221H256ZM262 220H263V219H262ZM210 221H211V220H210ZM225 221H226V220H225ZM244 221H245V220H244ZM235 222H236V221H235ZM240 222H241V221H240ZM240 222H237V223H240ZM253 222H254V221H253ZM259 222H260V221H259ZM259 222H258V223H259ZM217 224H219V223H217ZM228 224H230V223H228ZM232 224H233V223H232ZM255 224H256V223H255ZM211 225H212V224H211ZM235 225H236V223H235ZM239 225H240V224H239ZM253 225H254V224H253ZM220 226H221V225H219L218 227H220ZM230 226H232V225L230 224ZM236 226H237V225H236ZM248 226H249V224H248ZM250 226H251V225H250ZM209 227H210V226H209ZM216 227H217V226H216ZM226 227H227V226H226ZM228 227H229V226H228ZM242 227H243V226H242ZM221 228H222V227H221ZM223 228H224V227H223ZM138 229H139V228H138ZM211 229H212V228H211ZM219 229H220V228H219ZM227 229H228V228H227ZM247 229H248V228H247ZM150 230H151V229H150ZM229 230H230V229H229ZM229 230H228V231H229ZM244 231H245V230H244ZM140 233H141V232H140ZM157 235H158V234H157ZM160 236H161V235H160ZM162 236H163V235H162ZM169 237H170V236H169ZM231 237H232V236H231ZM179 238H180V237H179ZM105 240H106V239H105ZM107 240H108V239H107ZM192 240H193V239H192ZM255 241H256V240H255ZM105 242H106V241H105ZM253 242H254V241H253ZM253 242H252V243H253ZM256 242H257V241H256ZM262 242H263V240L261 241V243H262ZM259 243H260V242H258L257 244L259 245ZM195 244H196V243H195ZM103 246H104V244H103ZM132 246H133V245H132ZM198 246H199V245H198ZM106 247H107V244H106L105 248H106ZM22 248H23V247H22ZM73 251H74V250H73ZM71 254H72V252H71ZM162 254H163V253H162ZM40 256H41V255H40ZM66 256H67V255H66ZM124 256H125V255H124ZM163 256H164V255H163ZM30 257H31V256H30ZM245 259H246V258H245ZM245 259H244V260H245ZM191 260H192V259H191ZM241 260H242V259H241ZM247 260H248V259H247ZM185 261H186V260H185ZM42 262H43V261H42ZM187 262H188V261H187ZM191 262H193V261H191ZM144 263H145V262H144ZM185 263H186V262H185ZM190 264H191V263H190Z\"/></svg>",
	"mask_w": 264,
	"mask_h": 264
}]
</instances>
